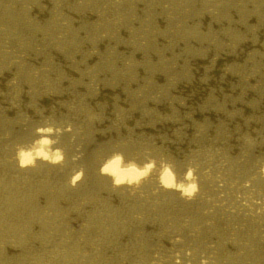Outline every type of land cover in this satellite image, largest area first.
Returning <instances> with one entry per match:
<instances>
[{
	"label": "rangeland",
	"instance_id": "1",
	"mask_svg": "<svg viewBox=\"0 0 264 264\" xmlns=\"http://www.w3.org/2000/svg\"><path fill=\"white\" fill-rule=\"evenodd\" d=\"M11 1V2H10ZM17 1V2H16ZM0 0V264H263L264 182L256 159L264 156V0ZM34 3H33V2ZM50 1V2H49ZM53 1V2H52ZM63 1V2H62ZM82 1V2H81ZM89 1V3H88ZM138 1V2H137ZM161 1V2H160ZM170 1V2H169ZM172 1V2H171ZM193 1V2H192ZM220 1V2H219ZM229 1V3H227ZM5 2V3H4ZM20 2V4H19ZM60 2V3H59ZM78 2V4H77ZM94 2V4H93ZM103 2L105 4H103ZM107 2V3H106ZM134 5H133V3ZM136 2V3H135ZM148 2V3H147ZM203 2V3H202ZM234 2V3H233ZM252 2V3H251ZM4 3V4H3ZM7 3V4H6ZM16 3V4H15ZM26 3V4H25ZM33 3V4H31ZM41 3V4H40ZM66 3V4H65ZM69 3V4H68ZM71 3V5H70ZM84 3V5L82 4ZM120 3V4H119ZM172 3V4H171ZM190 3V5H189ZM207 3V4H206ZM214 3V4H213ZM219 3V4H218ZM227 3V6H226ZM245 5H244V4ZM257 3V4H256ZM260 3L262 4L260 6ZM12 4V5H11ZM18 4V5H17ZM40 4V5H39ZM47 4V5H46ZM56 4V5H55ZM88 4V5H87ZM110 4V6H109ZM149 4V6H148ZM157 4V5H156ZM170 4V5H169ZM182 6H181V5ZM195 4V5H194ZM241 4V5H239ZM252 4V5H251ZM15 5V6H14ZM39 5V6H38ZM46 5V6H45ZM60 5V6H59ZM64 5V6H62ZM80 5V6H79ZM93 5V6H92ZM98 5V6H97ZM114 5V6H113ZM162 5V6H161ZM219 5V6H218ZM231 7L229 8V6ZM249 5V6H247ZM9 6V7H8ZM20 6V7H19ZM30 6V7H29ZM34 6V8L32 7ZM42 6V7H41ZM56 6V8H55ZM112 6V7H111ZM124 6V7H123ZM132 9H131V7ZM134 6V7H133ZM173 6V7H172ZM207 6V8L205 7ZM233 6V8H232ZM245 6V7H244ZM247 6V7H246ZM256 7V8H253ZM5 7V8H4ZM18 7V8H17ZM26 7V8H25ZM69 7V8H68ZM78 7V8H77ZM93 7V8H92ZM97 10H96V8ZM114 7V8H113ZM139 7V8H138ZM146 7V8H145ZM160 7V9H159ZM180 7V8H179ZM182 7H186L185 9ZM187 7H189L187 9ZM204 7V8H203ZM216 7V8H215ZM20 8V9H19ZM25 8V9H24ZM59 8V9H58ZM61 8V9H60ZM87 8V9H85ZM99 8V9H98ZM155 8V9H153ZM214 8V9H213ZM219 8V9H218ZM224 8V9H223ZM243 8V9H242ZM244 8L246 10H244ZM259 8V9H258ZM15 9V10H14ZM24 9V10H23ZM51 9V10H50ZM74 9V10H73ZM107 9V10H106ZM116 9V10H115ZM149 9V10H148ZM179 9V12H178ZM192 9V10H191ZM226 9V10H225ZM229 9V10H227ZM239 9V10H238ZM249 9V10H248ZM10 10V12H9ZM41 10V11H39ZM45 10V11H44ZM54 10V11H53ZM61 10V12H60ZM77 10V11H76ZM83 10V11H82ZM92 11L91 12L89 11ZM94 10V12H93ZM104 10V11H103ZM127 10V11H126ZM148 10V11H147ZM166 10V11H165ZM195 10V11H194ZM204 10V11H203ZM215 10V11H214ZM252 10V12H251ZM3 11V12H2ZM5 11V12H4ZM12 11V12H11ZM20 11V12H19ZM35 13H34V12ZM39 11V12H38ZM75 11V12H74ZM80 11V12H79ZM100 13H99V12ZM103 11V12H102ZM106 11V12H105ZM109 11V12H108ZM123 11V12H122ZM125 11V13H124ZM133 11V12H132ZM138 11V12H137ZM140 11V12H139ZM157 11V12H156ZM174 11V12H173ZM197 11V12H196ZM199 11V12H198ZM201 11V12H200ZM207 11V12H206ZM210 11V12H209ZM214 11V12H212ZM229 11V12H228ZM231 11V13H230ZM234 11V12H233ZM15 12V13H14ZM19 12V13H18ZM41 12V13H40ZM50 12V13H49ZM59 12V13H58ZM66 12V13H65ZM72 12V13H71ZM77 12V13H76ZM86 12V13H85ZM98 12V13H96ZM111 12V13H110ZM113 12V13H112ZM117 12V13H116ZM120 12V13H119ZM144 12V13H143ZM155 14H153V13ZM205 12V13H204ZM214 13V15L211 14ZM221 12V13H220ZM223 12H225L223 14ZM241 12H245L240 14ZM260 12V13H259ZM12 13V14H11ZM18 13V14H17ZM38 13V14H37ZM73 13L75 15L73 16ZM122 13V14H121ZM133 13V14H132ZM143 13V14H142ZM151 13V14H150ZM157 13V14H156ZM166 13V14H165ZM184 13L185 16H184ZM200 13V14H199ZM217 13V14H216ZM219 13V15H218ZM253 13V14H252ZM5 16H4V15ZM10 14V16H9ZM15 14V15H14ZM28 14V15H27ZM55 14V15H54ZM78 14V15H76ZM89 14V15H88ZM99 16V17H97ZM119 14V15H118ZM126 14V15H125ZM152 14L154 16H152ZM172 14V17L171 15ZM192 14V16H191ZM222 14V15H220ZM228 14V15H227ZM230 14V15H229ZM13 15V16H12ZM21 15V17H20ZM60 15V16H59ZM86 15V16H85ZM88 15V17H87ZM115 15V16H114ZM118 15V16H117ZM140 15V16H139ZM145 15V16H144ZM184 17H183V16ZM202 15V16H201ZM210 15V16H209ZM218 15V16H217ZM232 15V16H231ZM250 15V17H249ZM9 16V17H7ZM24 16V17H23ZM35 16V17H34ZM52 16V17H51ZM55 16V17H54ZM63 18H62V17ZM73 16V17H72ZM77 16V17H76ZM105 16V17H104ZM110 16V17H109ZM121 16V17H119ZM130 16V17H129ZM135 16V17H134ZM159 16V17H158ZM212 16V17H211ZM222 16V17H221ZM225 16V17H223ZM5 17V19H4ZM12 17V18H11ZM37 17V18H36ZM107 17V18H106ZM140 17V18H139ZM144 17V18H143ZM148 17V18H147ZM170 17V18H169ZM176 17V18H175ZM182 17V18H181ZM219 17V18H218ZM231 17V18H230ZM232 17L234 19H232ZM241 17V18H240ZM247 17V18H246ZM25 18V19H24ZM29 18V20H28ZM32 18V19H31ZM34 18V19H33ZM47 18V19H46ZM51 18V19H50ZM61 18V19H60ZM68 18V19H67ZM72 18V20H71ZM85 18V20H84ZM95 18V19H94ZM103 18V19H102ZM113 18V19H112ZM127 18V19H126ZM152 18V20H151ZM156 18V19H155ZM200 18V19H199ZM207 18V19H206ZM228 18V19H227ZM239 20H238V19ZM251 18V19H250ZM11 19V20H10ZM24 19V20H23ZM66 19V20H65ZM74 19V20H73ZM77 19V20H76ZM87 19V21H86ZM134 19V20H133ZM155 19V20H154ZM184 19V20H183ZM222 19V20H221ZM246 19V20H245ZM32 20V21H31ZM82 20L84 22H82ZM109 20V21H108ZM146 20V21H145ZM168 22H167V21ZM182 20V21H181ZM220 20V21H218ZM225 20H227L225 22ZM230 20H233L230 22ZM244 20V21H243ZM251 20V21H250ZM256 20V21H255ZM9 21V22H7ZM18 21V22H17ZM32 22V23H28ZM41 21V22H40ZM54 21V22H53ZM61 21V22H60ZM63 21V22H62ZM73 21V22H72ZM76 21V22H74ZM96 21V22H95ZM101 21V23H99ZM117 21V22H116ZM121 21V22H120ZM132 21V22H131ZM145 21V23H143ZM196 21V22H195ZM210 21V22H209ZM215 21V22H214ZM4 22V23H3ZM16 22V23H15ZM22 22V24H21ZM23 22H27L23 24ZM81 22V23H80ZM92 22V23H91ZM106 22V23H105ZM124 22V23H123ZM152 22V23H151ZM172 22V23H171ZM185 22V23H184ZM199 22V23H198ZM201 22V23H200ZM219 22V23H218ZM234 22V23H233ZM250 22V23H249ZM45 23V24H44ZM49 23V24H48ZM71 23H74L73 25ZM78 23V25H77ZM99 23V24H98ZM104 25H103V24ZM175 23V26H174ZM178 23V25H177ZM208 23V24H207ZM212 23V24H211ZM242 23V24H241ZM256 23V24H255ZM16 24V25H15ZM30 24V25H29ZM49 27H48V25ZM51 24L53 26H51ZM66 24V25H65ZM95 24V25H94ZM97 24L99 26H97ZM101 24V25H100ZM108 24V25H107ZM114 24V25H113ZM131 24V25H130ZM134 24V25H133ZM141 24V26H140ZM144 26H143V25ZM156 24V25H155ZM166 26L164 27V25ZM168 24V25H167ZM194 24V25H193ZM207 24V25H206ZM223 24V25H222ZM244 24V25H243ZM251 26H250V25ZM264 24V23H263ZM5 25V26H4ZM9 25V26H8ZM15 25V26H14ZM28 25V26H26ZM36 25V26H35ZM45 25V26H44ZM90 25V26H89ZM107 25V26H106ZM117 25V26H116ZM120 27V30L118 28ZM124 25V27H122ZM160 25V26H159ZM170 25V26H169ZM190 25V26H189ZM197 25V26H196ZM233 25V26H232ZM239 25V27L237 26ZM242 25V27H241ZM260 25V26H259ZM7 26V27H6ZM41 26V27H40ZM47 26V27H46ZM62 26V27H61ZM70 26V27H68ZM104 26V27H103ZM113 26V27H111ZM135 26V27H134ZM154 26V27H153ZM169 26V27H168ZM178 26V27H177ZM184 26V27H183ZM201 26V27H200ZM219 26V27H218ZM3 27V28H2ZM16 28V30L14 29ZM36 27V28H35ZM67 29H66V28ZM84 27V28H83ZM87 29H86V28ZM99 27V28H97ZM160 27V28H159ZM164 27V28H163ZM173 29H172V28ZM177 27V28H176ZM196 27V28H194ZM208 27V29H206ZM211 27V28H209ZM2 28V29H1ZM22 28V29H21ZM51 28V29H49ZM53 28V29H52ZM77 28V29H76ZM79 28V29H78ZM84 31H83V29ZM118 28V29H117ZM146 28V29H145ZM152 28V29H151ZM192 28V29H191ZM239 28V29H238ZM252 28V29H251ZM20 29V30H19ZM35 29V30H34ZM44 29V30H43ZM55 29V30H54ZM64 29V31H63ZM124 29V30H123ZM131 31H130V30ZM155 31L153 32V30ZM161 29V30H160ZM163 29V30H162ZM227 29V30H226ZM232 29V30H231ZM248 29V30H247ZM3 30V31H2ZM40 31V33L37 32ZM49 30V32H48ZM60 35H57L59 32ZM93 30V31H92ZM100 30V31H99ZM116 30V31H115ZM119 30V31H118ZM151 30V32H150ZM172 30V31H171ZM181 30V31H180ZM202 30V31H201ZM254 30V31H253ZM260 30V31H259ZM22 35H21V33ZM23 31V32H22ZM55 31V32H54ZM73 31V32H71ZM76 31V32H75ZM79 31V33L77 32ZM89 31V32H88ZM96 31V32H95ZM125 31V32H124ZM139 31V32H138ZM165 31V32H164ZM183 31V33H182ZM200 31V32H199ZM205 31V32H204ZM208 31V32H207ZM237 31V32H236ZM240 31V32H239ZM259 31V32H258ZM6 32V33H4ZM16 32V33H15ZM19 32V33H17ZM27 32V33H26ZM63 32V33H62ZM68 32V35H67ZM87 32V33H86ZM101 32V34H100ZM105 32L107 34H105ZM111 32V33H110ZM122 32V33H121ZM131 32V33H130ZM145 32V33H144ZM147 32V33H146ZM168 32V33H167ZM170 32V33H169ZM187 32V33H186ZM203 32V33H202ZM215 32V33H214ZM222 32V33H221ZM226 32V33H225ZM232 32V33H231ZM234 32V33H233ZM247 32V33H246ZM2 33V34H1ZM12 33V34H11ZM34 33V34H32ZM38 33V34H37ZM45 33V34H44ZM76 33V34H75ZM118 33V35L116 34ZM129 33V34H128ZM140 33V34H138ZM155 35H154V34ZM177 33V34H176ZM182 33V34H181ZM195 33V34H192ZM197 33V34H196ZM210 33V34H209ZM221 33V35H220ZM255 33V34H254ZM259 33V34H258ZM13 34H15L13 36ZM31 34V35H30ZM65 34V36H64ZM72 34V35H71ZM75 34V37H74ZM86 34V35H85ZM92 34V35H91ZM120 34V35H119ZM136 34V35H135ZM145 34V35H144ZM152 34V35H149ZM188 34V35H187ZM232 34V35H231ZM249 34V35H248ZM8 35V37H7ZM39 37H37V36ZM43 35V36H41ZM49 35V36H48ZM56 35V37H55ZM70 35V36H69ZM93 35H95L93 37ZM98 35V39L97 36ZM102 37H101V36ZM130 35V37H129ZM139 35V36H138ZM144 35V36H143ZM254 35V38H253ZM16 36V37H15ZM33 36V37H32ZM36 36V37H35ZM41 36V37H40ZM68 36V37H67ZM101 38H100V37ZM108 36V37H105ZM118 36V37H117ZM122 38H121V37ZM126 36V37H124ZM158 36V37H157ZM164 36V37H163ZM180 36V37H179ZM194 36V37H193ZM207 36V37H206ZM217 36V37H216ZM225 36V37H224ZM234 36V38H233ZM12 37V39H11ZM44 37V38H43ZM65 40H63L64 38ZM112 37V38H111ZM116 37V39L114 38ZM124 37V38H123ZM129 37V38H128ZM137 37V38H136ZM147 37V38H145ZM156 37V38H155ZM161 37V38H160ZM178 37V38H177ZM182 37V38H181ZM190 39H189V38ZM201 37V38H200ZM242 37V38H241ZM258 37V39H257ZM20 38V39H19ZM51 38H53L51 40ZM59 38H62L61 40ZM91 38V39H90ZM107 38V41L104 40ZM119 40H118V39ZM140 38V39H139ZM150 38V39H149ZM152 38V39H151ZM168 38V39H167ZM199 38V39H198ZM253 38V39H252ZM15 39V40H14ZM38 39V40H37ZM47 39V40H46ZM71 44H69L70 42ZM111 39V41H110ZM125 39V40H124ZM127 39V41H126ZM135 39V40H134ZM188 39V40H187ZM206 39V40H205ZM208 39V40H207ZM224 39V42H223ZM231 39V40H230ZM236 39V40H235ZM245 39V40H244ZM250 39V40H249ZM7 40V41H6ZM11 40V41H10ZM72 40V41H71ZM84 40V41H83ZM89 40V41H87ZM114 40V41H112ZM123 40V41H122ZM144 42H143V41ZM155 40V41H154ZM169 40V41H168ZM221 40V41H220ZM263 40V41H262ZM16 44H15V42ZM30 41V43H29ZM33 41V42H32ZM36 41V42H35ZM47 41V43H46ZM62 41V42H59ZM65 41V42H64ZM75 41V42H74ZM77 41V42H76ZM101 41H103L101 43ZM109 41V42H108ZM118 41L121 43H118ZM158 41V42H157ZM164 41V42H163ZM195 41V42H193ZM228 41V42H227ZM260 41V42H259ZM2 42V43H1ZM7 42V43H5ZM12 42V44L10 43ZM42 45H39L41 43ZM82 42V43H81ZM88 42V43H87ZM110 44H107V43ZM111 42H113L111 44ZM116 45H115V43ZM130 42V43H129ZM135 44H133V43ZM137 42V43H136ZM141 42V43H140ZM5 43V44H4ZM20 43V44H19ZM30 46H29V44ZM38 43V44H37ZM46 43V44H45ZM58 43V44H57ZM64 43V45H63ZM68 43V44H67ZM78 45H77V44ZM86 43V44H84ZM127 43V44H126ZM162 43V44H161ZM196 43V44H195ZM208 43V44H207ZM244 43V44H243ZM253 43V44H252ZM261 43V44H260ZM7 44V45H6ZM11 44V46H10ZM33 44V45H32ZM45 44V45H44ZM55 44V45H54ZM60 44V45H59ZM77 47H76V45ZM88 44V45H87ZM92 44V45H91ZM94 44V45H93ZM99 44V45H98ZM118 44L120 46H118ZM126 44V45H124ZM141 44V45H139ZM152 44V45H151ZM168 44V45H167ZM193 44V45H192ZM215 44V45H213ZM242 44V45H241ZM246 44V45H245ZM258 44V45H256ZM17 45V46H16ZM21 45L27 50H18ZM25 45V46H24ZM28 45V46H27ZM58 45V46H56ZM62 45V46H61ZM75 45V46H74ZM90 45V46H89ZM110 45V46H108ZM112 45V46H111ZM155 45L157 47H155ZM197 45V46H196ZM228 45V46H227ZM252 45V46H251ZM263 45V46H262ZM42 46V47H41ZM50 46V47H49ZM59 46H61L59 48ZM64 46V47H63ZM67 46V47H66ZM69 46V47H68ZM85 46V47H83ZM102 46L104 48H102ZM124 46V47H123ZM137 48H135V47ZM145 46V47H144ZM246 46V47H244ZM8 47V48H7ZM9 47L11 51L9 50ZM33 47V48H32ZM37 47V48H36ZM40 47V50L38 51ZM46 49H45V48ZM55 47V49H54ZM83 47V48H81ZM88 47V48H87ZM100 47V48H99ZM130 47V48H129ZM132 47V48H131ZM150 47V48H149ZM155 47V48H153ZM172 47V48H171ZM201 49H198V48ZM220 47V48H219ZM231 47V48H230ZM239 47V48H238ZM254 47V49H253ZM257 47V50H256ZM30 48V49H29ZM44 48V49H43ZM50 48V49H49ZM53 50H52V49ZM63 48V49H62ZM108 48V49H107ZM110 48V50H109ZM118 48V49H117ZM123 48L125 50H123ZM135 48V51H133ZM140 48V49H139ZM182 48V49H181ZM191 48V49H190ZM225 48V49H224ZM234 48V49H233ZM238 48V49H237ZM247 48V50H246ZM261 48V49H260ZM34 49V50H33ZM48 49V50H47ZM57 49V50H56ZM60 51H59V50ZM65 49V54L63 50ZM72 49V50H71ZM82 51H81V50ZM87 52L85 53L86 50ZM115 49V50H114ZM211 49V50H210ZM220 49V51H219ZM232 49V50H231ZM263 49V50H262ZM13 50V51H12ZM36 50V51H35ZM44 50V51H43ZM53 52H52V51ZM67 50V52H66ZM95 50H97L95 52ZM118 52H117V51ZM120 50V51H119ZM127 50V51H126ZM131 50V51H130ZM151 50V51H150ZM153 50V51H152ZM160 50V51H159ZM170 50V51H169ZM173 50V51H172ZM6 51V52H5ZM8 51V52H7ZM38 51V52H37ZM40 51L41 55L40 54ZM48 51V52H47ZM125 51V52H124ZM149 51V52H148ZM165 51V52H163ZM194 51V52H193ZM208 51V52H207ZM236 51V52H235ZM241 51V52H240ZM247 51V52H246ZM253 51V52H252ZM257 51V52H256ZM25 52L27 54H25ZM34 52V54L32 53ZM45 52V54H44ZM61 52V53H60ZM81 55L79 56V54ZM81 52V53H80ZM102 52V53H99ZM107 52V53H106ZM113 54H112V53ZM127 52V53H126ZM134 52L132 55L131 53ZM136 52V53H135ZM139 52V55L137 54ZM153 52V53H152ZM158 52V53H157ZM163 52V53H161ZM177 52V53H175ZM198 52V53H197ZM219 54H218V53ZM239 52V53H238ZM14 53V54H13ZM33 54V57L31 54ZM49 53V54H48ZM71 53V55H70ZM88 53V54H87ZM104 53V54H103ZM106 53V54H105ZM117 53V54H115ZM126 53V54H124ZM130 53V54H129ZM148 53V54H147ZM171 53V54H170ZM203 53V54H201ZM212 53V54H211ZM215 53V54H214ZM248 53V54H247ZM250 53V54H249ZM6 54V55H5ZM10 54V55H9ZM37 54V55H36ZM56 54V57H54ZM58 54V55H57ZM63 60L61 59V55ZM69 54V55H68ZM93 54V55H92ZM103 54V55H102ZM128 54V55H127ZM135 54V55H134ZM154 54V55H152ZM163 54V55H162ZM179 54V55H178ZM188 54V55H187ZM235 54V55H234ZM14 55V57L12 56ZM26 63L7 65L20 56ZM29 55V56H28ZM40 57H37V56ZM54 55V56H53ZM60 55V57H59ZM89 55H92L89 57ZM97 55L98 57H96ZM100 55V56H99ZM107 55V56H105ZM116 55V56H115ZM124 55V56H121ZM134 55V56H133ZM157 55V56H156ZM225 55V56H224ZM242 55V56H241ZM251 55V56H249ZM261 55V56H260ZM42 56H44L43 59ZM50 56V57H49ZM66 56V57H65ZM69 56V57H67ZM79 58V59H75ZM79 56V57H78ZM118 56V57H117ZM129 56V59H127ZM175 56V57H174ZM234 56V57H233ZM239 56V57H237ZM245 56V57H244ZM254 56V59H253ZM9 57V58H8ZM28 57V58H27ZM32 57V58H31ZM37 57V59H35ZM71 57V58H70ZM88 57V58H87ZM105 57L104 59H101ZM109 57V58H108ZM140 59H139V58ZM242 57V59H241ZM256 57V58H255ZM258 57V58H257ZM6 58H8L6 60ZM54 60L52 62V60ZM55 58V59H54ZM58 58V59H57ZM86 58V59H84ZM95 58V59H94ZM122 58V61H121ZM135 58V59H134ZM150 58V59H149ZM155 58V59H154ZM178 58V59H177ZM200 58V59H199ZM204 58V59H203ZM235 58V59H234ZM240 58V59H239ZM249 58V59H248ZM43 59V60H42ZM50 59V60H49ZM77 61H75V60ZM92 59V60H91ZM95 61H94V60ZM115 59V60H114ZM117 59V60H116ZM124 59V60H123ZM126 59V60H125ZM132 59V60H131ZM148 61H147V60ZM197 59V60H195ZM218 59V60H217ZM4 60V61H3ZM47 60L48 63H47ZM60 60V61H59ZM84 60V61H83ZM98 60V61H97ZM108 60V61H107ZM113 60V61H112ZM136 62H135V61ZM143 60V63H142ZM174 60V65H173ZM193 60V61H192ZM215 60V61H214ZM228 60V61H227ZM236 60V61H235ZM253 60V61H252ZM260 60V61H259ZM6 61V62H5ZM45 61V62H44ZM68 61L71 63H68ZM74 61V62H73ZM86 61V62H85ZM91 61V62H88ZM100 61V62H99ZM106 61V63H105ZM118 61V62H117ZM132 61V62H130ZM150 61V62H149ZM189 61V62H188ZM213 61V63L211 62ZM232 61V63H231ZM256 61V63L254 62ZM3 62V63H2ZM31 64H30V63ZM36 64H35V63ZM38 62V63H37ZM40 62V63H39ZM44 62V63H43ZM58 62V63H57ZM84 62V63H82ZM106 64H104V63ZM124 62V64H123ZM126 62H129L126 63ZM135 62V63H134ZM198 62V63H197ZM200 62V63H199ZM34 65H33V64ZM46 63V64H45ZM54 63V64H52ZM61 63V64H60ZM68 63V64H67ZM101 64L100 67L98 64ZM109 63V65L107 64ZM122 63V64H121ZM126 63V64H125ZM160 63V64H159ZM191 63V64H190ZM19 64V65H18ZM56 64V65H55ZM89 64V65H88ZM97 64V65H96ZM103 64V66H102ZM156 64V65H155ZM164 64V65H163ZM168 64V65H167ZM185 64V65H184ZM197 64V65H196ZM202 64V65H201ZM207 64V65H206ZM213 64V65H212ZM215 64V65H214ZM244 64V65H243ZM31 66L30 67H28ZM40 65V66H39ZM44 65V66H43ZM50 65V66H49ZM52 65V66H51ZM67 69H66V67ZM73 65V66H72ZM113 65V66H112ZM128 65V66H127ZM135 65V66H134ZM154 65V66H152ZM163 65V66H162ZM171 65V67H170ZM186 65L188 67H186ZM224 65V66H223ZM228 65V66H227ZM247 65V66H246ZM21 66V67H19ZM27 69H26V67ZM47 66V67H45ZM49 66V67H48ZM71 66V67H70ZM87 66V67H86ZM95 66V67H94ZM105 68H102V67ZM106 66V67H105ZM131 66V67H129ZM140 66V67H139ZM193 66V67H192ZM210 66V67H209ZM245 66V67H244ZM261 66V67H260ZM40 69H38V68ZM42 67L44 69H42ZM51 67V68H50ZM69 67V68H68ZM76 67V68H75ZM79 67V68H78ZM123 67V68H122ZM162 67V68H161ZM183 67V68H182ZM206 67V68H205ZM232 67V68H231ZM236 67V68H235ZM258 67V68H257ZM4 68V69H3ZM9 70H8V69ZM11 68V69H10ZM16 68V69H15ZM23 68V69H21ZM25 68V70H24ZM30 68V70L28 69ZM55 68V70L53 69ZM72 68V69H71ZM78 68V69H77ZM95 68L97 70H95ZM116 68V69H115ZM132 68V69H131ZM137 68V70H136ZM154 68V69H152ZM176 68V69H175ZM195 68V69H194ZM211 68V69H210ZM217 68V69H216ZM222 68V69H221ZM228 68V69H227ZM235 68V69H233ZM243 68V69H242ZM251 68V69H250ZM6 69V70H5ZM18 69V70H17ZM35 69V71H34ZM38 69V71H37ZM57 69V70H56ZM63 69V70H62ZM66 72L63 74V72ZM122 69H124L122 71ZM126 69V70H125ZM148 69V70H147ZM168 69V70H167ZM171 69V70H170ZM179 69V71H178ZM181 69V70H180ZM188 69V70H187ZM27 70V72H26ZM48 70V71H47ZM59 70V72H57ZM87 70V72H86ZM102 70V71H100ZM129 70V71H128ZM140 70V71H139ZM145 70V71H144ZM174 72H173V71ZM177 70V71H176ZM228 70V71H227ZM230 70V71H229ZM234 70V71H233ZM250 70V71H249ZM6 71V72H5ZM9 71V72H8ZM16 71V72H15ZM24 71V72H23ZM52 71V72H51ZM54 71V72H53ZM69 71V72H68ZM99 71V73H98ZM132 71V72H131ZM176 71V72H175ZM252 71V72H251ZM257 71V72H256ZM3 72L5 74H3ZM20 72V73H19ZM37 72V73H36ZM47 74H46V73ZM51 72V73H50ZM62 72V73H61ZM89 72V73H88ZM102 72V73H101ZM149 72V74H148ZM152 72V73H151ZM181 72V73H180ZM189 72V73H188ZM200 72V73H199ZM207 72V73H206ZM242 72V73H240ZM261 72V73H260ZM44 73V74H42ZM67 73V74H66ZM86 75H85V74ZM96 73V74H95ZM110 73V74H109ZM135 75H133V74ZM161 73V74H160ZM185 73V74H184ZM225 73V74H224ZM239 73V74H238ZM8 74V75H7ZM20 74V75H19ZM30 74V75H28ZM51 74V75H50ZM59 74V75H58ZM79 74V75H78ZM85 77H84V75ZM90 76H89V75ZM100 74V75H99ZM115 74V76H114ZM147 74V75H146ZM206 74V75H205ZM263 74V75H262ZM23 75V77H22ZM34 75V76H32ZM43 75V76H42ZM62 75V76H60ZM67 75V76H66ZM76 75V76H75ZM125 75V76H123ZM133 75V76H132ZM142 75V76H141ZM158 75V76H156ZM173 75H176L174 77ZM214 75V76H213ZM222 77H219L221 76ZM248 75V76H247ZM9 76V77H8ZM21 76V77H20ZM36 76V77H35ZM59 76V77H58ZM75 76V78H74ZM82 76V77H80ZM111 76V78H110ZM118 76V77H117ZM127 76V77H126ZM135 76V77H134ZM151 76V77H150ZM186 76V77H185ZM204 76V77H202ZM230 76V78H229ZM255 76V77H254ZM25 77V78H24ZM31 77V78H30ZM34 77V78H33ZM56 77V78H54ZM68 77V78H67ZM87 77V78H86ZM93 77V79H92ZM122 77V78H121ZM130 77V78H129ZM153 77V78H152ZM166 77V78H165ZM232 77H235L232 79ZM246 77V79H245ZM11 78L13 80H11ZM33 78V79H32ZM47 78V79H46ZM49 78V79H48ZM53 78V79H52ZM61 78V79H60ZM66 80H63V79ZM78 78V79H77ZM108 78V79H107ZM117 78V79H115ZM125 78V79H124ZM129 78V79H126ZM139 78V79H138ZM142 78V79H141ZM148 80V87L143 82ZM152 78V79H151ZM224 78V79H223ZM228 80H227V79ZM263 78V79H262ZM10 79V80H9ZM17 79V80H16ZM37 79V81L35 80ZM46 79V80H45ZM55 79V80H54ZM69 79V80H68ZM74 79V80H72ZM80 79V81H79ZM83 79H85L83 81ZM110 79L112 82H110ZM114 79V80H113ZM138 79V80H137ZM159 79V80H158ZM203 79V81H202ZM211 79V80H210ZM219 79V80H218ZM30 80V81H29ZM34 80V81H33ZM39 80V81H38ZM43 80V81H42ZM48 82L46 83V81ZM58 80V81H57ZM63 80V81H62ZM93 80V81H92ZM102 80V81H101ZM124 80V81H122ZM129 80V81H128ZM154 80V81H153ZM162 80V81H161ZM192 80V81H191ZM209 80V81H208ZM230 80V81H229ZM243 80V82H242ZM13 83H12V82ZM33 81V82H32ZM43 85H42V83ZM50 81V82H49ZM62 81V82H61ZM72 81V82H71ZM136 83H135V82ZM200 81V82H199ZM221 81V82H220ZM226 81V82H225ZM232 81V82H231ZM240 81V82H238ZM8 82V83H7ZM18 82V83H17ZM29 82V83H28ZM58 82V83H57ZM76 82V83H75ZM83 84H82V83ZM91 82V83H90ZM100 82V83H98ZM121 82V83H119ZM133 82V83H132ZM169 82V83H168ZM191 82V83H190ZM231 82V83H230ZM247 82V83H246ZM254 82V83H253ZM256 82V83H255ZM261 82V83H260ZM17 83V84H16ZM46 83V84H45ZM51 83V84H50ZM65 83V84H64ZM78 83L81 85L79 86ZM104 83V84H101ZM129 83V84H128ZM173 83V84H172ZM180 83V85H179ZM193 83V84H192ZM195 83V84H194ZM214 83V84H213ZM226 83V84H224ZM234 83V84H233ZM243 83V84H242ZM246 83V85H245ZM14 84V85H12ZM16 84V85H15ZM21 84V85H20ZM24 86H23V85ZM32 84V85H31ZM35 84V86H34ZM41 84V85H40ZM49 84V86H47ZM67 85V86H61ZM121 84V85H120ZM134 84V87H133ZM141 84V85H140ZM166 84L168 86H166ZM190 84V85H189ZM224 84V85H223ZM229 84V85H228ZM232 84V86H231ZM238 84V85H237ZM249 84V85H248ZM252 84V85H251ZM12 85V87L10 86ZM40 85V86H39ZM45 85V86H44ZM61 87L60 89L58 86ZM92 85V86H91ZM98 85V86H96ZM124 85V86H123ZM156 85V86H155ZM187 85V86H186ZM219 85V86H218ZM222 85V86H221ZM8 86L10 88H8ZM21 86V87H20ZM30 86V87H29ZM91 86V87H90ZM102 88H100V87ZM103 86V87H102ZM118 86V87H115ZM130 86V87H129ZM144 86V87H143ZM180 86V87H179ZM212 86V87H211ZM63 87V88H62ZM71 87V88H69ZM83 87V88H82ZM107 87V88H106ZM124 87V88H123ZM127 87V88H126ZM150 87V88H149ZM197 87V88H196ZM200 87V88H199ZM66 90H65V89ZM81 88V89H80ZM96 88V89H95ZM98 88V89H97ZM105 88V89H104ZM134 88V89H133ZM203 88V89H202ZM206 88V89H205ZM247 88V89H246ZM256 88V89H255ZM13 89V90H11ZM20 89V91H19ZM29 89V90H28ZM32 89V92H30ZM34 89V90H33ZM38 89V92L36 90ZM41 89V90H39ZM45 89V90H44ZM63 89V90H62ZM72 89V90H71ZM93 89V90H92ZM95 89V90H94ZM116 89V90H115ZM121 89V90H120ZM126 89V90H125ZM146 89V90H145ZM161 89V90H160ZM192 89V90H191ZM198 89V90H197ZM213 89V90H212ZM220 89V90H219ZM5 90V91H4ZM9 90V91H8ZM51 90V92L49 91ZM69 93H68V91ZM80 90V91H78ZM84 90V91H83ZM99 90V91H98ZM106 90V91H105ZM120 90V91H119ZM135 90V91H134ZM176 90V91H175ZM187 90V91H186ZM209 90V91H208ZM216 90V91H214ZM237 90V91H236ZM251 90V92H250ZM8 91L7 93H5ZM24 91V93H23ZM42 91V92H41ZM44 91V92H43ZM56 91V93H55ZM71 91L73 93H71ZM78 91V92H77ZM93 93H92V92ZM139 91V92H138ZM167 91V92H166ZM191 91V92H190ZM220 91V92H219ZM242 91V92H241ZM3 92V93H2ZM15 92V93H14ZM36 92V93H35ZM59 92V93H58ZM62 92V94H60ZM75 92V93H74ZM193 92V94H192ZM218 94H217V93ZM10 95H9V94ZM12 93V94H11ZM27 93V94H25ZM31 95H29V94ZM40 93V94H39ZM49 93V94H47ZM52 93V94H51ZM56 96H55V94ZM79 93V94H78ZM111 93V94H110ZM151 93V94H150ZM245 93V95H244ZM3 96H2V95ZM15 94V95H14ZM33 94V95H32ZM35 94V95H34ZM45 95L46 97L42 96ZM51 94V96H50ZM59 94V95H58ZM67 94V95H66ZM75 94V95H74ZM89 94V95H88ZM117 94V95H116ZM124 94V95H123ZM153 94V95H152ZM176 96H175V95ZM189 94V95H188ZM209 94V95H208ZM231 94V96H230ZM14 95V96H12ZM24 95V96H23ZM26 95V96H25ZM63 97H60V96ZM73 95V98H72ZM95 97H94V96ZM103 95V96H102ZM128 95V96H127ZM156 95V96H155ZM183 95V96H182ZM216 95V96H215ZM243 95V96H242ZM7 96V97H6ZM11 96V97H9ZM16 96V97H15ZM38 96V97H37ZM50 96V97H49ZM55 96V97H54ZM60 98H58V97ZM86 98H85V97ZM100 96V97H97ZM106 96V97H105ZM108 96V98H107ZM128 98H127V97ZM134 99L132 100L131 98ZM139 96V97H138ZM188 96V97H187ZM190 96V97H189ZM193 96V97H192ZM199 96V98H198ZM247 96V97H246ZM5 97V99H4ZM15 97V98H14ZM25 97V98H24ZM27 97V98H26ZM37 97V98H36ZM57 97V98H56ZM118 97V98H117ZM122 100H120L121 98ZM192 97V98H191ZM207 97V98H206ZM214 97V99H213ZM220 97V98H219ZM263 97V98H262ZM12 100H11V99ZM34 100H33V99ZM103 98V99H102ZM106 100H105V99ZM115 98V99H114ZM130 98V99H129ZM170 98V99H169ZM188 98V99H187ZM191 98V99H190ZM196 98V99H195ZM237 101H235L234 99ZM239 100H238V99ZM243 98V99H242ZM4 102H3V100ZM20 100V102L18 101ZM24 99V100H21ZM39 101H37V100ZM57 99V100H55ZM67 99V100H66ZM74 99V100H72ZM81 99V100H80ZM84 99V100H83ZM86 99V100H85ZM96 99V100H95ZM204 99V100H203ZM230 99V100H229ZM48 100V101H47ZM55 100V102L50 101ZM63 100V101H62ZM191 100V101H190ZM201 100V101H200ZM206 100V101H205ZM212 100V101H211ZM215 100L217 102H215ZM221 100V101H220ZM222 107H216L218 101ZM260 100V101H259ZM262 100V101H261ZM12 101H15L12 103ZM34 101V102H33ZM37 101V102H35ZM45 101V102H44ZM58 101V102H57ZM74 101V102H73ZM79 101V102H78ZM86 101V102H85ZM95 101V102H94ZM106 101V102H105ZM123 101V102H122ZM203 101V102H202ZM250 101V102H249ZM3 102V104H2ZM68 102V103H67ZM78 102V103H77ZM88 102V103H87ZM131 102V103H130ZM139 102V103H138ZM154 102V103H153ZM195 104H194V103ZM243 102V103H242ZM247 102V103H246ZM258 104H257V103ZM261 102V103H260ZM17 103V104H16ZM22 103V104H21ZM51 103V104H50ZM61 103V104H60ZM85 103V104H84ZM91 103V105H90ZM104 103V104H103ZM108 103V106L106 105ZM120 103V104H119ZM129 103V105H128ZM169 103V104H168ZM179 103H182L179 105ZM209 103V105H208ZM239 103V104H238ZM54 104V105H53ZM58 104V105H57ZM115 104V105H114ZM118 104V105H117ZM136 104V105H135ZM139 104V105H138ZM157 104V105H156ZM185 104V105H184ZM200 104V105H199ZM256 104V105H255ZM31 105H34L31 107ZM67 105V106H66ZM81 105V106H80ZM83 105V106H82ZM101 105V106H100ZM126 105V106H125ZM145 105V106H144ZM191 105V106H190ZM231 105V106H230ZM234 105V106H233ZM4 106V107H3ZM13 106V107H12ZM18 106V107H17ZM40 106V107H39ZM43 106V107H42ZM46 106V107H45ZM54 106V108H53ZM65 106V107H64ZM69 106V108H67ZM76 106V107H75ZM248 106L250 112H248ZM10 107V108H9ZM37 109H36V108ZM39 107V109H38ZM48 107V108H47ZM51 109H50V108ZM121 107V108H120ZM131 107V108H130ZM149 107V108H148ZM155 107V108H154ZM187 107V108H185ZM197 109H196V108ZM201 107V108H200ZM205 107V108H204ZM231 107V108H230ZM255 109H254V108ZM2 108V109H1ZM8 108V109H7ZM17 108V109H16ZM30 108V109H29ZM33 108V109H32ZM47 108V109H46ZM60 108V109H59ZM64 108V109H63ZM79 108V109H78ZM115 108V109H113ZM135 108V109H132ZM167 108V109H166ZM29 109V110H28ZM35 109V110H34ZM43 111H42V110ZM50 109V110H49ZM67 109H70L67 110ZM72 109V110H71ZM78 109V110H77ZM89 109V110H88ZM109 111H108V110ZM120 109V110H119ZM127 109V111L125 110ZM131 109V110H130ZM141 109V110H140ZM200 109V110H199ZM210 109V110H209ZM258 109V110H257ZM21 110V111H19ZM28 110V111H27ZM34 110V111H33ZM37 110V111H36ZM42 112H41V111ZM60 110V112H57ZM84 110V111H83ZM88 110V111H87ZM99 112H98V111ZM144 110V111H143ZM221 110V111H220ZM254 110V111H253ZM260 110V111H259ZM16 111V112H15ZM25 111V112H24ZM32 111V112H31ZM40 111V112H39ZM74 111V112H73ZM93 111V112H92ZM107 111V112H106ZM114 111V112H113ZM132 111V112H131ZM143 111V112H142ZM146 111V112H145ZM216 111V112H215ZM2 112V113H1ZM38 112V114H37ZM73 112V113H71ZM88 112V113H87ZM95 112V113H94ZM112 114H111V113ZM119 112V113H118ZM139 112V113H138ZM150 112V114H149ZM178 112V113H177ZM192 112V113H191ZM211 112V113H210ZM233 112V113H232ZM36 113V114H35ZM40 113V114H39ZM65 113L66 116H65ZM109 113V114H108ZM124 113V114H123ZM149 115H148V114ZM154 113V114H153ZM165 113V114H164ZM177 113V114H176ZM210 113V114H209ZM215 113V115H214ZM2 114V116H1ZM12 114V115H11ZM24 114V115H23ZM45 114V115H44ZM77 114V115H76ZM114 114V115H113ZM118 114V115H117ZM141 114V116H140ZM179 114V115H178ZM213 120L204 125V115ZM219 114V115H218ZM236 114V115H235ZM244 114V116H243ZM253 114H255L253 116ZM5 115V116H4ZM9 115V116H8ZM32 115V116H31ZM37 115V117H36ZM41 115V116H40ZM56 115V116H55ZM59 115V116H58ZM68 115V116H67ZM84 115V117H82ZM97 115V116H96ZM104 115V116H103ZM116 115V116H115ZM123 115V116H122ZM128 115V116H126ZM166 115V116H165ZM190 115V116H189ZM214 115V116H213ZM242 116L240 119L238 116ZM250 116V118L248 117ZM15 116V117H14ZM25 116V117H24ZM27 116V117H26ZM54 118L52 119L51 117ZM72 116V117H71ZM108 116V117H107ZM184 116V117H182ZM219 116V117H218ZM230 116V117H229ZM246 116V117H245ZM11 117V118H10ZM49 120H48V118ZM58 117V118H57ZM66 117V118H65ZM79 117V118H77ZM81 117V118H80ZM91 117V118H90ZM96 117V118H95ZM113 117V118H112ZM142 119H141V118ZM187 117V118H186ZM200 117V118H199ZM217 117V118H216ZM234 117V118H233ZM254 117V118H253ZM9 118V119H7ZM29 120H28V119ZM36 118V119H35ZM60 118V119H59ZM66 120H65V119ZM85 118V120H84ZM100 118V120H99ZM103 118V119H101ZM108 118V119H107ZM192 118V119H191ZM198 118V119H197ZM219 118V119H218ZM227 118V119H226ZM262 118V119H261ZM7 119V120H6ZM25 119V120H24ZM44 122H43V120ZM62 119V120H61ZM77 119V120H76ZM81 119V120H80ZM83 119V120H82ZM94 119V120H93ZM105 119V120H104ZM113 119V120H112ZM116 119V120H114ZM122 119V121H121ZM137 119V120H136ZM151 119V120H150ZM174 119V120H173ZM255 119V120H254ZM17 120V121H16ZM19 120V121H18ZM40 121V123L36 121ZM48 120V121H47ZM111 120V122H110ZM248 120V121H247ZM10 121V122H9ZM47 121V122H46ZM73 121V122H72ZM81 121L82 123H79ZM99 121L101 122L100 125ZM105 121V122H104ZM108 121V122H107ZM121 121V122H120ZM132 123H131V122ZM137 121V122H136ZM149 121V122H148ZM152 121V122H151ZM155 121V122H154ZM173 121V122H172ZM186 121V122H185ZM247 121V122H246ZM253 121V122H252ZM6 122V123H5ZM20 122V123H19ZM46 122V123H45ZM88 122V123H87ZM95 122V123H94ZM103 122V123H102ZM110 122V123H109ZM140 122V123H139ZM169 122V123H168ZM201 122V123H200ZM214 122H221L215 125ZM241 122V123H240ZM15 123V124H13ZM33 123V124H31ZM44 123V124H43ZM108 125H107V124ZM113 125H112V124ZM127 123V124H126ZM129 123V124H128ZM148 123V124H147ZM159 123V124H158ZM182 123V124H181ZM196 123V124H195ZM229 123V124H228ZM238 123V124H237ZM246 125L249 138H231ZM255 123V124H254ZM3 124V125H2ZM21 124V125H20ZM26 124V125H25ZM64 124V126L62 125ZM67 124V125H66ZM81 124V125H80ZM91 124V125H90ZM94 124V125H93ZM97 124V125H95ZM117 124V126H116ZM120 124V125H119ZM132 124V125H131ZM151 124V125H150ZM153 124V125H152ZM203 124V126H202ZM235 124V125H234ZM48 125V126H46ZM89 125V126H88ZM105 125V126H104ZM110 125V127H109ZM133 127H130V126ZM135 125V127H134ZM146 125V126H145ZM169 125V126H168ZM3 126V127H2ZM30 126V127H29ZM36 126V127H35ZM60 132L68 156H77L75 171H24L14 158L39 127ZM56 126V127H55ZM97 126V127H95ZM102 126V127H101ZM103 126L105 128H103ZM112 126V127H111ZM138 126V127H137ZM177 126V128H176ZM182 126V128H181ZM188 126V127H187ZM196 126V127H195ZM208 126V127H207ZM213 126V127H212ZM251 126V127H250ZM254 126V128H253ZM7 129H6V128ZM12 127V128H11ZM38 127V128H37ZM58 127V128H57ZM72 127V128H71ZM78 127V128H77ZM91 127V128H90ZM109 127V128H106ZM123 129H122V128ZM130 127V128H129ZM137 127V128H136ZM174 127V128H173ZM186 127V128H185ZM200 127V128H199ZM206 127V129H205ZM232 127V128H231ZM64 128V129H63ZM66 128V129H65ZM82 128V129H81ZM94 128V129H93ZM99 128V129H98ZM102 128V129H101ZM117 128V132L115 129ZM132 128V129H131ZM149 128V129H148ZM173 128V129H172ZM225 128V129H224ZM11 129V130H10ZM33 129V130H32ZM37 129V130H36ZM68 129V130H67ZM72 129V131H71ZM101 129V130H100ZM122 129V132H121ZM130 129V130H129ZM216 129V130H215ZM27 130V131H26ZM88 130V131H87ZM100 130V131H99ZM114 130V131H113ZM148 130V131H147ZM181 130V131H180ZM199 130V131H198ZM231 130V131H230ZM255 130V131H254ZM262 130V131H261ZM8 131V133H6ZM16 131V132H15ZM64 131V132H63ZM74 131V132H73ZM80 131V132H79ZM92 131V132H91ZM95 133H94V132ZM156 131V132H155ZM163 131V132H162ZM178 131V132H177ZM12 132V133H11ZM34 132V133H33ZM78 132V133H77ZM114 132V133H112ZM130 132V133H129ZM196 132V133H195ZM200 132V133H199ZM207 132V133H206ZM229 132V133H228ZM6 133V134H5ZM18 133V134H17ZM33 133V134H32ZM68 133V134H67ZM81 133H83L81 135ZM97 133V134H96ZM104 135H103V134ZM106 133V134H105ZM122 133V134H121ZM138 133V135H137ZM215 133V134H214ZM11 134V135H10ZM99 134V136H98ZM175 134V135H173ZM197 136H196V135ZM5 135V136H4ZM9 135V136H8ZM13 135V136H12ZM18 135V136H17ZM29 137H28V136ZM67 135V136H66ZM110 135V137H109ZM128 135H130L128 137ZM132 135V136H131ZM158 135V136H157ZM180 137H179V136ZM194 135V136H193ZM260 135V136H259ZM7 136V137H6ZM71 136V137H70ZM75 136V137H74ZM98 136V137H96ZM117 136V137H115ZM122 136V137H121ZM205 136V138H204ZM215 136V137H214ZM228 136V137H227ZM253 136H255L253 138ZM94 137V138H93ZM102 139H101V138ZM105 137V138H104ZM121 137V138H120ZM127 137V138H126ZM131 137V138H130ZM171 137V138H170ZM174 137V139H173ZM218 137V138H217ZM6 138V139H5ZM12 138V139H11ZM66 138V140H65ZM81 138V139H80ZM99 138V139H98ZM104 138V140H103ZM113 138L112 140H110ZM123 140L121 141L120 139ZM126 138V139H125ZM149 138V139H148ZM199 138V139H198ZM216 138V139H215ZM91 139V140H90ZM120 140L118 142V140ZM132 139V140H131ZM137 139V140H136ZM193 139V140H192ZM249 139V140H247ZM262 139V140H261ZM3 140V141H2ZM22 140V141H21ZM24 140V141H23ZM97 140V141H96ZM100 140H103L101 142ZM110 140V141H109ZM125 140V141H124ZM185 140L184 142H182ZM189 140V142H188ZM203 140V141H202ZM235 140V141H233ZM241 140V141H240ZM12 141V142H11ZM68 141V142H67ZM109 141V142H108ZM129 143H127V142ZM146 141V142H144ZM161 141V142H160ZM169 141V142H168ZM197 141V142H196ZM250 141V142H249ZM19 142V143H17ZM67 142V143H66ZM89 149L93 154H88ZM101 142V143H100ZM118 142V143H117ZM126 142V143H125ZM150 142V143H149ZM167 142V143H166ZM230 142V143H229ZM78 143V144H77ZM90 143V144H89ZM108 143V144H107ZM114 143V144H112ZM136 143V144H135ZM146 145H145V144ZM154 143V144H153ZM157 143V144H156ZM186 143V144H185ZM193 143V144H192ZM214 143V144H213ZM224 143V144H223ZM254 143V144H253ZM3 144V145H2ZM9 144V145H8ZM16 144V145H15ZM66 144V145H65ZM88 144V145H87ZM103 144V145H102ZM112 144V145H111ZM116 144V145H115ZM119 144V145H118ZM143 144V145H142ZM153 144V146H152ZM171 144V145H170ZM235 144V145H234ZM249 144V145H248ZM253 144V145H251ZM258 144V146L256 145ZM115 145V147H114ZM142 145V146H141ZM176 145V146H174ZM191 145V146H190ZM206 145V146H205ZM216 145V146H215ZM72 146V147H71ZM80 146V147H79ZM83 146V147H82ZM171 146V147H169ZM184 146V148H183ZM187 146V147H186ZM189 146V147H188ZM213 146V147H212ZM250 149L244 151V147ZM10 147V149L8 148ZM82 147V148H81ZM102 147V148H100ZM114 147V148H113ZM117 147V148H116ZM124 147V148H123ZM143 147V148H142ZM145 147V149H144ZM147 147V148H146ZM148 147L150 149H148ZM180 147V148H179ZM218 147V148H217ZM225 147V148H224ZM235 147V148H234ZM241 147V148H240ZM7 148V149H6ZM78 148V149H76ZM87 150H86V149ZM116 148V149H115ZM119 148V149H118ZM131 148V149H130ZM142 148V149H140ZM203 148V149H201ZM260 148V149H259ZM12 149V150H11ZM111 149V150H110ZM122 149V150H121ZM133 151L127 152V151ZM144 149V150H143ZM173 149V150H172ZM232 149V150H231ZM254 149V150H252ZM4 150V151H3ZM103 150V151H102ZM107 150V151H106ZM118 150V151H117ZM125 150V151H124ZM136 150V151H135ZM140 150V151H139ZM148 150V151H147ZM227 150V151H226ZM235 150V151H234ZM7 151V152H6ZM10 151V152H9ZM69 151V152H68ZM98 151V152H97ZM151 157L177 170L193 172L202 201L194 206L165 195L158 185L131 197L110 192L99 177L84 179L79 188L70 174L84 162L107 152ZM203 151V152H202ZM220 151V152H219ZM234 151V152H233ZM258 151V152H257ZM161 152V153H160ZM172 152V153H171ZM178 152V153H177ZM201 152V153H200ZM210 152V153H209ZM214 152V153H213ZM244 152V153H242ZM12 153V154H11ZM76 153L78 155H76ZM167 153V154H166ZM188 153V154H187ZM230 153V155H229ZM257 153V154H256ZM6 154V155H4ZM72 154V155H71ZM157 154V155H156ZM159 154V155H158ZM164 154V156H163ZM179 154V155H178ZM238 154V155H235ZM260 154V155H259ZM170 155V156H169ZM175 155V156H174ZM185 155V156H184ZM193 155V156H192ZM8 156V157H7ZM95 156V157H94ZM153 156V157H152ZM157 156V157H156ZM178 156V157H177ZM205 156V157H204ZM224 156V157H223ZM236 156V157H235ZM256 156V157H254ZM258 156V157H257ZM82 157V158H80ZM87 157V158H86ZM161 157V158H160ZM167 157V158H165ZM217 157V158H216ZM220 157V158H219ZM242 159H241V158ZM3 160H2V159ZM10 158V160H9ZM13 158V161L11 160ZM160 158V159H159ZM178 158V159H177ZM256 158V159H255ZM6 159V160H5ZM169 159V160H168ZM182 161H180V160ZM186 159V160H185ZM197 159V160H196ZM204 161H203V160ZM227 160V162L225 160ZM248 159V160H247ZM149 160V161H153ZM179 160V162H178ZM193 160V161H192ZM210 160V161H208ZM233 160V163H232ZM235 160H237L235 162ZM242 160V161H241ZM166 161V163H165ZM169 161V162H168ZM191 161V162H190ZM231 161V162H230ZM241 161V162H240ZM254 161V162H253ZM91 162V163H92ZM175 162V163H174ZM203 162V163H201ZM209 162V163H208ZM2 163V164H1ZM69 163V164H71ZM171 163V164H170ZM205 163V165H204ZM229 163V164H227ZM226 164V165H225ZM241 164V165H240ZM195 165V166H194ZM209 165V166H208ZM225 165V166H224ZM235 165V166H234ZM245 165V166H244ZM4 166V167H3ZM77 166V167H76ZM192 166V167H191ZM223 166V167H222ZM228 166V167H227ZM190 167V168H189ZM227 167V169L225 168ZM231 167V168H230ZM234 167V168H233ZM245 171H244V169ZM185 168V169H184ZM215 168V169H214ZM247 168V169H246ZM192 169V170H191ZM205 171H204V170ZM230 169V171H229ZM232 169V171H231ZM238 169V170H237ZM202 170V171H201ZM216 170V171H215ZM222 170V171H220ZM243 170V171H242ZM8 171V172H7ZM66 171V172H64ZM207 171V172H206ZM213 171V173H212ZM219 171V172H218ZM12 172V173H11ZM47 172V173H46ZM56 172V173H55ZM64 172V174H63ZM201 172V173H200ZM228 172V174H227ZM238 172V173H237ZM245 172V173H244ZM8 173V174H7ZM67 173V174H66ZM216 173V174H215ZM231 173V174H230ZM243 173V174H242ZM260 173V174H259ZM5 174V175H2ZM10 174V175H9ZM45 174V175H44ZM54 174V175H53ZM56 174V175H55ZM69 174V175H68ZM211 174V175H210ZM221 174V175H220ZM256 174V175H254ZM21 175V176H20ZM23 175V177H22ZM27 175V176H26ZM197 175V178H196ZM199 175V176H198ZM215 175V176H214ZM219 175V176H218ZM244 175V176H243ZM19 176V177H18ZM31 176V177H30ZM72 176V174H71ZM208 176V177H207ZM231 176V177H229ZM255 176V178H254ZM6 177V178H5ZM13 177V178H12ZM15 177V178H14ZM27 177V178H26ZM35 177V178H34ZM47 177V178H46ZM66 177V178H65ZM203 179H202V178ZM206 177V179H205ZM213 177V178H212ZM223 177V178H222ZM17 178V179H16ZM20 178V180H19ZM52 178V179H51ZM60 178V180H59ZM63 180H62V179ZM70 178V179H69ZM96 178V179H95ZM219 178V181H218ZM9 179V180H8ZM15 182H14V180ZM33 179V181H31ZM44 179V180H43ZM67 179V180H66ZM94 179V180H93ZM235 179V181H234ZM240 182H238V180ZM248 179V180H247ZM29 180V181H28ZM97 183H95L96 181ZM202 180V181H201ZM224 180V181H222ZM242 180V181H241ZM60 181V183H59ZM95 181V182H94ZM209 181V183H208ZM213 181V182H212ZM226 181V182H225ZM34 182V183H33ZM93 185H92V183ZM243 182V183H242ZM12 183V185H11ZM37 183V184H36ZM208 183V184H207ZM229 183V184H228ZM234 183V184H233ZM245 183V184H244ZM254 183V184H253ZM21 184V185H20ZM24 184V185H23ZM30 184V185H29ZM51 184V185H50ZM95 184V185H94ZM203 184V185H202ZM220 184V185H219ZM224 184V185H223ZM6 185V186H5ZM14 185V186H13ZM66 185V186H65ZM97 185V186H96ZM218 185V186H217ZM20 186V187H19ZM27 186V187H26ZM32 186V187H31ZM101 186V187H99ZM152 186V188H151ZM203 186V187H202ZM207 186V187H206ZM260 186V187H259ZM24 187V188H23ZM30 187V188H29ZM97 188L99 192L84 191ZM99 187V188H98ZM218 187V190L216 189ZM232 187V188H231ZM240 187V188H239ZM246 190L258 191L255 199ZM255 187L256 190H253ZM259 187V188H258ZM12 188V189H11ZM70 188V189H69ZM154 188V189H153ZM208 188V189H207ZM242 188V189H241ZM262 188V190H261ZM7 189V190H6ZM26 189V190H25ZM41 189V190H40ZM52 189V190H50ZM54 189V190H53ZM78 189V191L76 190ZM148 189V190H147ZM238 189V190H237ZM44 192H43V191ZM48 190V191H46ZM57 190V191H56ZM67 190V191H66ZM152 190V191H151ZM209 190V191H208ZM212 190V192H211ZM228 190V191H227ZM232 190V191H229ZM16 191V192H15ZM20 191V192H19ZM108 193H107V192ZM145 191H148V193ZM157 191V192H156ZM260 191V192H259ZM7 192V193H6ZM10 192V193H9ZM19 192V193H18ZM40 192V193H39ZM91 192V193H90ZM95 192V193H94ZM106 192L107 194H105ZM152 192V193H151ZM229 192V194H228ZM14 196H13V194ZM21 193V194H20ZM42 193V194H41ZM56 193V194H55ZM67 193V194H66ZM94 195H93V194ZM122 193V194H121ZM164 193V194H163ZM205 193V194H204ZM221 193V194H220ZM223 193V194H222ZM237 193V194H236ZM262 193V194H261ZM12 194V195H11ZM25 194V196H24ZM59 194V195H58ZM64 194V195H63ZM90 194V195H89ZM97 194V195H96ZM121 194V196H120ZM144 194V195H143ZM148 195L145 196V195ZM162 194V195H161ZM4 195V196H3ZM29 195V196H28ZM48 195V196H47ZM50 195V196H49ZM55 195V196H54ZM100 195V196H98ZM207 195V196H206ZM212 195V196H210ZM217 195L218 197H216ZM234 195V196H233ZM243 195V196H242ZM246 195V196H245ZM248 195V196H247ZM262 195V196H261ZM61 196V197H60ZM78 198H77V197ZM84 196V197H83ZM88 196V197H87ZM97 196V197H96ZM124 199H123V197ZM139 196V197H138ZM165 196H169L163 198ZM242 196V197H241ZM258 196V197H256ZM12 197V198H11ZM54 197V198H53ZM99 197L102 199H99ZM104 197V198H103ZM126 197V198H125ZM146 198V200H141ZM150 197V198H149ZM160 197V200H159ZM214 197V198H212ZM230 197V198H229ZM23 198V199H22ZM66 198V199H65ZM77 198V199H76ZM148 198V199H147ZM173 198V199H169ZM204 198V199H203ZM240 198V199H239ZM258 198V199H257ZM28 199V200H27ZM40 199V200H39ZM43 199V200H42ZM50 199V200H49ZM72 199V200H71ZM93 199V200H92ZM99 199V200H98ZM106 199V200H105ZM129 199V200H128ZM132 199L134 200L133 202ZM138 199V200H137ZM219 199V200H218ZM223 199V201H222ZM239 199V200H238ZM12 200V201H11ZM52 200V201H51ZM77 200V201H76ZM81 201L79 203V201ZM86 200V201H85ZM88 200V201H87ZM90 200V202H89ZM119 200V201H118ZM124 202H123V201ZM137 200V201H136ZM166 200V202H165ZM174 200V203L172 204ZM212 200V201H211ZM226 200V201H225ZM256 200V201H255ZM260 200V201H259ZM42 203H41V202ZM56 201V202H53ZM66 201V203H65ZM83 201V202H82ZM94 201V202H93ZM100 201V202H99ZM145 201H147L145 203ZM152 201V202H150ZM158 201V202H157ZM161 201V202H159ZM172 201V202H170ZM235 201V202H234ZM245 201V203L243 202ZM261 201H263L261 203ZM11 202V203H9ZM60 202V203H59ZM122 202V203H121ZM136 202V204L134 203ZM150 202V203H149ZM212 204H211V203ZM249 202V203H248ZM256 208H254V204ZM20 203V204H18ZM38 203V205H37ZM56 203V205H55ZM58 203V204H57ZM72 203V204H71ZM93 203V204H92ZM95 203V204H94ZM97 203V204H96ZM105 205H104V204ZM126 205L124 206L123 204ZM128 203V204H127ZM142 203V204H141ZM160 203V204H159ZM162 203V204H161ZM170 204L168 206V204ZM202 203V204H201ZM216 203V204H214ZM22 204V205H21ZM27 204V205H26ZM67 204V206H66ZM79 204V205H77ZM106 204L109 205L106 207ZM111 204V205H110ZM122 204V205H121ZM251 204V205H250ZM253 204V205H252ZM87 205V206H85ZM96 205V207H94ZM118 205V206H117ZM168 207H166V206ZM174 205V206H173ZM178 205H181L178 207ZM240 205V206H238ZM245 205V206H244ZM22 206V207H21ZM52 206V207H51ZM92 206V207H90ZM112 206V207H110ZM148 206V207H146ZM151 206V207H150ZM173 206V208H172ZM176 206V207H175ZM186 206V207H185ZM194 209L191 210V207ZM206 206V207H205ZM229 206V207H228ZM41 207V208H40ZM56 207V208H55ZM68 207V208H67ZM105 207V208H104ZM125 207V208H124ZM153 207V208H152ZM163 207V208H162ZM185 207V210H184ZM205 207V208H204ZM211 209H209V208ZM22 210H21V209ZM24 208V209H23ZM62 208V209H61ZM75 208V209H74ZM79 208V209H78ZM82 208V209H81ZM113 208V209H112ZM116 208V209H115ZM122 208V209H121ZM124 208V209H123ZM150 208V209H149ZM163 210H162V209ZM176 208V209H175ZM188 208V209H187ZM202 208V209H201ZM213 208V209H212ZM225 208V209H224ZM228 208V209H227ZM245 208V210H244ZM41 209V210H40ZM43 209V210H42ZM48 209V210H47ZM81 209V210H80ZM94 209V210H92ZM105 209V211H103ZM136 209V210H135ZM144 209V211H143ZM191 211H190V210ZM198 209V210H197ZM207 211H206V210ZM218 209V210H217ZM221 209V210H220ZM4 210V211H3ZM20 210V211H19ZM39 210V211H38ZM62 210V211H61ZM64 210V211H63ZM112 210V211H111ZM151 212H150V211ZM162 210V211H161ZM182 212H181V211ZM196 210V211H195ZM214 212H213V211ZM235 210V211H234ZM247 210V211H246ZM259 212H258V211ZM14 211V212H13ZM93 211V212H92ZM96 213H95V212ZM101 211V212H100ZM148 214H144V212ZM177 211V212H176ZM189 211V212H188ZM204 211V213H203ZM209 211V212H208ZM240 211V212H238ZM246 211V212H245ZM250 211V212H249ZM254 211V212H253ZM52 212V213H50ZM58 214L56 215V213ZM131 212L133 214H131ZM156 212V213H155ZM180 212V213H179ZM184 212V213H183ZM187 212V214H186ZM196 212H199L197 215ZM207 212V214H206ZM220 212V213H219ZM228 212V213H227ZM245 212V213H244ZM249 212V213H248ZM10 213V214H9ZM15 213V214H14ZM33 213V214H32ZM128 213V214H127ZM152 213V214H151ZM191 213V214H190ZM201 213V216H200ZM217 213V214H215ZM227 213V214H226ZM240 213V214H239ZM247 213V214H246ZM256 213V214H255ZM19 214V215H18ZM40 214V215H37ZM52 216V217H50ZM60 214V217H59ZM80 214V216H79ZM83 214V216H82ZM86 214V215H85ZM94 214V215H93ZM124 214V215H123ZM154 214V215H153ZM157 214V216L155 215ZM170 214V215H169ZM178 214V216H177ZM185 214V215H184ZM203 214V215H202ZM209 214V215H208ZM213 214V215H211ZM236 214V215H235ZM245 214V215H244ZM255 214V215H254ZM55 217H54V216ZM100 215V216H99ZM105 215V216H104ZM112 215V216H111ZM136 215V216H135ZM141 215V216H140ZM174 215V216H173ZM182 215V217H181ZM195 215V216H194ZM216 215V216H215ZM239 215V216H238ZM253 215V216H252ZM261 215V216H259ZM66 216V217H64ZM69 216V217H68ZM79 216V217H78ZM94 216V217H93ZM160 216V217H159ZM173 216V217H172ZM191 216V217H189ZM203 216V217H202ZM211 216V217H210ZM223 216V217H221ZM226 216V217H224ZM241 216V217H240ZM263 216V217H262ZM42 217V219H41ZM46 218L49 220H44ZM59 217V218H58ZM77 217V218H76ZM84 219H83V218ZM89 217V218H88ZM106 217V218H105ZM109 217V218H108ZM139 217V218H138ZM152 217V218H151ZM159 217V218H158ZM177 217V218H176ZM205 217V218H204ZM208 219H207V218ZM210 217V218H209ZM217 217V218H216ZM221 217V218H220ZM237 217V218H236ZM4 218V219H3ZM7 218V219H6ZM9 218V219H8ZM135 218V219H134ZM155 218V219H154ZM166 220H164V219ZM168 218V220H167ZM176 218V219H175ZM198 218V219H197ZM224 218V219H223ZM245 218V219H244ZM18 219V220H17ZM37 219V220H36ZM39 219V220H38ZM60 219V220H59ZM73 219V220H72ZM97 219V220H96ZM111 219V220H109ZM120 219V220H119ZM130 219V220H129ZM142 219V220H141ZM145 219V220H144ZM147 219V220H146ZM185 219V220H184ZM191 219V220H190ZM205 219V220H204ZM219 219V220H218ZM258 219V220H257ZM34 220V221H33ZM56 220V221H55ZM105 220V221H103ZM173 220V221H172ZM178 220V221H177ZM189 220V222H188ZM198 220V221H197ZM207 220L208 223H207ZM224 220V221H223ZM234 220V221H233ZM263 220V221H262ZM30 221V222H29ZM43 221V226L40 223ZM50 221V222H49ZM67 221V222H66ZM76 221V222H75ZM79 221V222H77ZM85 221V222H84ZM91 221V222H90ZM111 221V222H110ZM118 221V222H117ZM134 221V222H133ZM140 221V222H139ZM175 221V222H174ZM185 221V225L184 222ZM195 221V222H194ZM197 221V222H196ZM223 221V222H221ZM243 221V222H241ZM246 223H245V222ZM257 221V222H256ZM262 221V222H261ZM7 222V223H6ZM45 222V223H44ZM63 222V223H62ZM124 222V223H123ZM171 222V223H170ZM215 222V223H214ZM236 222V223H235ZM240 222V223H238ZM250 222V223H249ZM261 222V223H259ZM31 223V224H30ZM35 223V225H34ZM230 223V224H228ZM234 223V224H233ZM242 223H244L242 225ZM50 224V225H49ZM52 224V225H51ZM55 224L57 226H55ZM62 224V225H60ZM67 224V225H66ZM92 224V225H91ZM103 224V225H102ZM111 224V225H110ZM114 224V225H113ZM126 224V225H124ZM131 224V225H129ZM135 224V225H134ZM138 224V225H136ZM140 224V225H139ZM169 226H168V225ZM173 224V225H172ZM194 224V225H193ZM210 224V225H208ZM227 227H226V225ZM240 224L241 228H237ZM248 224V225H246ZM30 225V227H28ZM91 225V226H90ZM107 225V226H106ZM128 225V226H127ZM172 225V227H170ZM181 225V226H180ZM183 225V227H182ZM220 225V226H219ZM245 225V226H244ZM252 225V226H251ZM261 225V226H260ZM45 226V227H44ZM50 226V227H49ZM68 226V227H67ZM70 226V227H69ZM234 226V227H233ZM238 225V227H240ZM245 228H244V227ZM38 227V228H37ZM54 229L52 231V228ZM72 227V228H71ZM79 227V229H78ZM84 227V228H83ZM94 227V228H93ZM109 227V228H108ZM125 227V228H124ZM129 227V228H128ZM169 227V228H168ZM197 227V228H196ZM202 227V228H200ZM230 227V228H229ZM249 227V228H247ZM255 227H258L255 228ZM13 228V229H12ZM49 228V229H48ZM146 230H145V229ZM149 228V229H148ZM163 228V229H162ZM167 228V229H166ZM194 228V229H193ZM209 228V229H208ZM223 228V229H222ZM233 228V229H232ZM243 228V229H242ZM247 228V230H246ZM10 229V230H9ZM27 229V230H26ZM33 231H32V230ZM41 229V230H40ZM51 229V230H50ZM63 229V230H62ZM75 229V230H73ZM92 229H96L93 230ZM99 229V231H97ZM142 229V230H141ZM192 229V230H191ZM206 229V231H205ZM254 229V230H253ZM12 230V232H11ZM15 230V231H14ZM31 230V231H30ZM40 230V231H39ZM51 232H50V231ZM59 230V231H58ZM73 230V231H72ZM78 230V231H77ZM90 230V231H89ZM125 230V231H124ZM134 230V231H133ZM141 230V231H140ZM176 230V231H174ZM197 230V231H196ZM209 230V231H208ZM235 230V231H234ZM18 231V232H17ZM27 231V232H26ZM56 231V232H55ZM68 233H67V232ZM81 231V232H79ZM85 231V232H84ZM118 231V232H116ZM122 231V232H121ZM130 231V232H129ZM153 231V232H152ZM159 231V232H158ZM163 231V232H162ZM191 231V232H190ZM194 231V232H193ZM203 233H202V232ZM226 231V232H225ZM229 231V232H227ZM33 232V233H32ZM44 232V233H42ZM97 232V233H96ZM110 232V233H108ZM115 232V233H114ZM126 232V233H125ZM138 232V233H137ZM219 232V233H217ZM238 232V233H237ZM253 232V234H252ZM255 232V234H254ZM51 233V234H50ZM103 233V235H102ZM123 233V234H122ZM125 233V234H124ZM136 233V234H135ZM161 233V234H159ZM196 233V234H195ZM198 233V234H197ZM217 233V235H216ZM226 233V234H225ZM229 233V234H228ZM234 233V234H233ZM250 233L252 234L250 236ZM16 234V235H15ZM36 234V235H35ZM40 234V235H39ZM47 234V235H46ZM54 234V235H53ZM59 234V235H58ZM78 234V235H77ZM99 234V235H98ZM140 234V235H138ZM157 234V235H156ZM188 234V235H187ZM206 234V235H205ZM222 234V235H221ZM243 234V235H242ZM4 237H1V236ZM27 235V236H26ZM42 235V236H41ZM47 237H46V236ZM65 235V236H64ZM72 235V236H71ZM108 235V236H107ZM120 235V236H118ZM136 235V236H135ZM145 235V236H144ZM150 235L152 237H150ZM179 235V236H178ZM181 235V236H180ZM190 235V236H189ZM204 235V236H202ZM228 235V236H227ZM238 235V236H237ZM39 236V237H38ZM60 236V237H59ZM74 236V237H73ZM103 236V237H102ZM118 236V237H117ZM159 236V238H158ZM161 236V237H160ZM184 236V237H183ZM186 236V237H185ZM199 236V237H198ZM202 238H201V237ZM208 236V237H207ZM214 236V237H213ZM216 236V237H215ZM230 236V237H229ZM254 236V237H253ZM8 237V238H7ZM32 237V238H31ZM37 237V238H36ZM45 237V238H44ZM51 237V238H50ZM70 237V238H69ZM73 237V238H72ZM81 237V238H80ZM84 237V238H83ZM95 237V238H94ZM139 237V238H138ZM150 237V238H149ZM163 237V238H162ZM196 237V238H195ZM232 237V238H231ZM236 237V238H235ZM254 239H253V238ZM30 238V239H29ZM41 238V240H40ZM43 238V239H42ZM54 238V239H53ZM61 238V240H60ZM98 238V240H97ZM115 238V239H114ZM144 238V239H143ZM161 238V239H160ZM165 238V239H164ZM174 238V240H173ZM184 241H181L180 239ZM193 238V239H192ZM223 238V239H222ZM234 238V239H233ZM240 238V239H239ZM248 238H251L250 240ZM35 239V240H34ZM40 241H39V240ZM45 239V240H44ZM51 239V240H50ZM82 239V241H81ZM88 239V240H87ZM92 239H94L92 241ZM158 239V240H157ZM168 239V240H167ZM186 239V240H185ZM197 239V240H195ZM217 239V240H216ZM237 239V240H236ZM247 239V240H246ZM32 240V241H31ZM47 240V241H46ZM67 240V242H66ZM70 240V241H69ZM87 240V241H86ZM108 240V241H107ZM127 240V241H126ZM160 240V241H159ZM162 240V242H161ZM203 240V241H202ZM210 240V241H209ZM213 240V241H211ZM231 240V241H229ZM243 240L244 244H243ZM246 240V241H245ZM252 240V241H251ZM38 241V242H37ZM51 241V243H50ZM59 241V243H58ZM123 241V243H122ZM136 241V242H134ZM140 241V242H139ZM187 241V242H186ZM239 241V242H238ZM257 243H255V242ZM23 242V243H22ZM36 242V243H35ZM43 242V243H42ZM62 244H61V243ZM93 242V243H92ZM109 242V243H108ZM118 242V243H117ZM133 242V243H132ZM153 242V243H151ZM156 242V243H155ZM160 242V243H159ZM170 242V243H169ZM185 242V243H184ZM209 242V243H208ZM216 242V243H215ZM232 242V243H231ZM235 242V243H234ZM241 242V243H240ZM251 242L252 245L251 246ZM29 243V244H28ZM54 245L51 247V245ZM53 243V244H52ZM64 243V244H63ZM83 243V245H82ZM181 243V244H180ZM208 243V244H207ZM226 243V244H225ZM255 243V244H254ZM42 244V245H41ZM48 244V246H47ZM61 244V245H60ZM72 244V245H71ZM79 244V245H78ZM119 244V245H118ZM131 244V245H130ZM138 244V246H137ZM141 244V245H140ZM170 244V245H168ZM176 244V245H175ZM188 244V245H186ZM208 247H206L207 245ZM229 246H228V245ZM237 246V248L233 245ZM249 244V245H248ZM5 245V246H4ZM38 247H37V246ZM45 245V246H44ZM85 245V248H84ZM149 245V246H148ZM152 245V246H151ZM161 245V246H159ZM190 245V246H189ZM197 245V246H196ZM210 245V246H209ZM213 245V246H211ZM239 245V246H238ZM245 247H244V246ZM72 246V247H71ZM74 246V247H73ZM78 246V247H77ZM94 248H92V247ZM105 246V247H104ZM115 246V247H114ZM126 246V247H125ZM129 246V247H127ZM137 246V247H136ZM146 246V247H145ZM170 246V247H169ZM187 246V247H186ZM190 248H189V247ZM199 246V247H198ZM34 247V248H33ZM36 247V248H35ZM42 247V248H41ZM45 247V248H43ZM50 247V248H48ZM58 247V248H57ZM88 247V249H87ZM91 247V248H90ZM108 247V248H107ZM122 249H121V248ZM139 247V248H138ZM144 247V248H143ZM156 247V248H155ZM168 247V248H167ZM229 249H228V248ZM242 247V248H241ZM25 248V249H24ZM39 248V251L38 249ZM62 248V250H61ZM129 248V249H128ZM170 248V249H169ZM180 248V249H179ZM183 248V249H182ZM198 248V249H197ZM204 248H206L204 250ZM211 248V249H210ZM235 251H234V249ZM244 248V249H243ZM248 248V249H247ZM27 249V250H26ZM41 249V251H40ZM74 249V250H73ZM80 249V250H79ZM102 249V250H101ZM131 249V250H130ZM136 249V250H135ZM141 249V250H140ZM158 249V250H157ZM218 249V250H217ZM252 249V250H250ZM256 249V250H255ZM31 250V251H30ZM36 255H35V251ZM45 250V251H44ZM60 250V251H59ZM64 250V251H63ZM67 250V251H66ZM83 250V251H82ZM88 250V252L86 251ZM98 250V251H97ZM141 252H139V251ZM143 250V251H142ZM188 257L184 260V253ZM208 250V251H207ZM242 250H244L242 252ZM247 250V251H246ZM29 251V252H28ZM74 251V252H73ZM93 251V252H92ZM97 251V252H96ZM146 251V252H145ZM155 253H154V252ZM195 251V252H194ZM203 251V252H202ZM206 251V252H205ZM238 251V253H237ZM252 251V252H251ZM24 252V254H23ZM28 252V253H27ZM38 252V254H37ZM46 252V253H45ZM50 255H48L47 254ZM57 252V253H56ZM77 252V253H76ZM82 252H84L82 254ZM101 252V253H99ZM125 252V253H124ZM130 252V253H128ZM150 252V253H149ZM217 252V253H216ZM246 252V253H245ZM251 252V253H250ZM255 252H257L255 254ZM27 253V254H26ZM76 253V254H75ZM86 253V254H85ZM117 253V254H116ZM119 253V254H118ZM122 253V254H121ZM133 253V254H132ZM145 253V254H144ZM149 253V254H148ZM201 253V254H200ZM215 253V254H214ZM230 253V254H229ZM251 255H250V254ZM42 254V255H41ZM46 254V256H45ZM64 254V255H63ZM75 254V255H74ZM85 254V255H84ZM107 254V255H106ZM111 256H110V255ZM130 254V255H129ZM155 254V255H154ZM173 254V255H172ZM177 254L176 259H173ZM195 254V255H194ZM259 254V255H258ZM261 254V255H260ZM55 255V256H54ZM67 255V256H66ZM73 255V256H72ZM88 255V256H87ZM90 255V256H89ZM126 255V256H125ZM134 255V256H132ZM147 255V256H146ZM158 255V256H157ZM195 260H194V257ZM199 255V256H198ZM29 256V257H28ZM43 256V257H42ZM53 256V257H52ZM62 256V257H61ZM79 256V257H78ZM96 256V257H95ZM100 256V257H99ZM106 256V257H105ZM125 256V257H124ZM146 256V257H144ZM149 256V257H148ZM204 256V257H203ZM216 256V257H215ZM247 256V258H246ZM27 259H26V258ZM37 257V258H36ZM60 257V259H59ZM78 257V258H77ZM113 257V258H112ZM116 257V258H115ZM166 257V258H164ZM197 257V258H196ZM220 257V258H219ZM249 257V258H248ZM252 257V258H251ZM262 257V258H261ZM44 260H43V259ZM48 258V259H47ZM77 258V259H76ZM85 258V259H83ZM93 258V259H92ZM97 258V259H95ZM111 258V259H110ZM130 258V260H129ZM144 258V259H143ZM151 258V259H150ZM180 258H182L180 260ZM191 260L189 261V259ZM199 258V259H198ZM219 258V259H218ZM52 259V260H51ZM54 259V260H53ZM69 259V260H67ZM71 259V260H70ZM100 259V260H99ZM109 259V260H108ZM116 259V260H115ZM141 259V260H140ZM167 259V260H166ZM173 259V260H171ZM244 259V260H243ZM261 261H260V260ZM60 261V263L58 261ZM88 260V261H87ZM91 260V262H89ZM98 260V261H97ZM198 260V261H197ZM235 260V261H234ZM250 260V261H249ZM259 260V261H258ZM69 261V262H68ZM80 261V262H78ZM82 261V262H81ZM111 261V262H110ZM122 261V263H121ZM159 261V262H158ZM171 261V262H169ZM214 261V262H213ZM218 261V262H217ZM237 261V262H236ZM240 261V262H239ZM250 263H249V262ZM67 262V263H66ZM75 262V263H74ZM98 262V263H97ZM105 262V263H104ZM113 262V263H112ZM133 262V263H132ZM174 262V263H173ZM221 262V263H220ZM191 263V264H192ZM189 264V263H188Z\"/></svg>",
	"mask_w": 264,
	"mask_h": 264
},
{
	"label": "bare ground",
	"instance_id": "2",
	"mask_svg": "<svg viewBox=\"0 0 264 264\" xmlns=\"http://www.w3.org/2000/svg\"><path fill=\"white\" fill-rule=\"evenodd\" d=\"M25 1V0H24ZM23 1V2H24ZM40 1H42V0H39V2ZM60 1V0H59ZM66 1V0H65ZM69 1V0H68ZM72 1V0H71ZM103 1V0H102ZM122 1V0H121ZM130 1V0H129ZM155 1V0H154ZM158 1V0H157ZM195 1V0H194ZM199 1V0H198ZM204 1V0H203ZM227 1V0H226ZM240 1H242V0H240ZM7 2H8V0H7ZM11 2V1H10ZM17 2V1H16ZM33 2V1H32ZM50 2V1H49ZM53 2V1H52ZM63 2V1H62ZM82 2V1H81ZM138 2V1H137ZM161 2V1H160ZM165 2H166V0H165ZM170 2V1H169ZM172 2V1H171ZM193 2V1H192ZM220 2V1H219ZM244 2H245V0H244ZM5 3V2H4ZM3 3V4H4ZM34 3V2H33ZM33 3H31V4H33ZM60 3V2H59ZM88 3H89V1H88ZM107 3V2H106ZM133 3V2H132ZM136 3V2H135ZM148 3V2H147ZM203 3V2H202ZM227 3H229V1L227 2ZM227 3H226V6H227ZM234 3V2H233ZM252 3V2H251ZM7 4V3H6ZM16 4V3H15ZM19 4H20V2H19ZM26 4V3H25ZM41 4V3H40ZM39 4V5H40ZM66 4V3H65ZM69 4V3H68ZM77 4H78V2H77ZM83 5H84V3H82ZM93 4H94V2H93ZM103 4H105L104 2H103ZM120 4V3H119ZM172 4V3H171ZM207 4V3H206ZM214 4V3H213ZM219 4V3H218ZM244 4V3H243ZM257 4V3H256ZM12 5V4H11ZM18 5V4H17ZM34 5V4H33ZM38 5V6H39ZM47 5V4H46ZM45 5V6H46ZM56 5V4H55ZM70 5H71V3H70ZM88 5V4H87ZM133 5H134V3H133ZM157 5V4H156ZM170 5V4H169ZM181 5V4H180ZM189 5H190V3H189ZM195 5V4H194ZM239 5H241V4H239ZM245 5V4H244ZM252 5V4H251ZM262 4L260 3V6H261ZM264 5V4H263ZM15 6V5H14ZM60 6V5H59ZM62 6H64V5H62ZM80 6V5H79ZM93 6V5H92ZM98 6V5H97ZM109 6H110V4H109ZM114 6V5H113ZM148 6H149V4H148ZM162 6V5H161ZM182 6V5H181ZM191 6V5H190ZM219 6V5H218ZM247 6H249V5H247ZM246 6V7H247ZM9 7V6H8ZM20 7V6H19ZM30 7V6H29ZM32 7V6H31ZM42 7V6H41ZM112 7V6H111ZM124 7V6H123ZM131 7V6H130ZM134 7V6H133ZM173 7V6H172ZM206 8H207V6H205ZM231 7V5L229 6V8ZM245 7V6H244ZM256 7H258V6H256ZM256 7H254L253 6V8H256ZM0 8H1V6H0ZM5 8V7H4ZM18 8V7H17ZM26 8V7H25ZM24 8V9H25ZM32 8H34V6L32 7ZM55 8H56V6H55ZM69 8V7H68ZM78 8V7H77ZM93 8V7H92ZM96 8V7H95ZM114 8V7H113ZM139 8V7H138ZM146 8V7H145ZM180 8V7H179ZM182 8H184V7H182ZM186 8V7H185ZM184 8V9H185ZM189 7H187V9H188ZM204 8V7H203ZM216 8V7H215ZM232 8H233V6H232ZM20 9V8H19ZM23 9V10H24ZM59 9V8H58ZM61 9V8H60ZM85 9H87V8H85ZM99 9V8H98ZM131 9H132V7H131ZM153 9H155V8H153ZM159 9H160V7H159ZM214 9V8H213ZM219 9V8H218ZM224 9V8H223ZM243 9V8H242ZM259 9V8H258ZM264 9V8H263ZM15 10V9H14ZM51 10V9H50ZM74 10V9H73ZM96 10H97V8H96ZM107 10V9H106ZM116 10V9H115ZM149 10V9H148ZM147 10V11H148ZM192 10V9H191ZM226 10V9H225ZM227 10H229V9H227ZM239 10V9H238ZM244 10H246L245 8H244ZM249 10V9H248ZM39 11H41V10H39ZM38 11V12H39ZM45 11V10H44ZM54 11V10H53ZM77 11V10H76ZM83 11V10H82ZM89 11V10H88ZM104 11V10H103ZM102 11V12H103ZM127 11V10H126ZM166 11V10H165ZM195 11V10H194ZM204 11V10H203ZM215 11V10H214ZM214 11H212V12H214ZM3 12V11H2ZM5 12V11H4ZM9 12H10V10H9ZM12 12V11H11ZM20 12V11H19ZM18 12V13H19ZM34 12V11H33ZM60 12H61V10H60ZM75 12V11H74ZM80 12V11H79ZM89 12H91V14H92V11H89ZM93 12H94V10H93ZM99 12V11H98ZM98 12H96V13H98ZM101 12V11H100ZM99 12V13H100ZM106 12V11H105ZM109 12V11H108ZM123 12V11H122ZM133 12V11H132ZM138 12V11H137ZM140 12V11H139ZM157 12V11H156ZM174 12V11H173ZM178 12H179V9H178ZM197 12V11H196ZM199 12V11H198ZM201 12V11H200ZM207 12V11H206ZM210 12V11H209ZM212 12H211V14H212ZM229 12V11H228ZM234 12V11H233ZM251 12H252V10H251ZM15 13V12H14ZM17 13V14H18ZM35 13V12H34ZM41 13V12H40ZM50 13V12H49ZM59 13V12H58ZM66 13V12H65ZM72 13V12H71ZM77 13V12H76ZM86 13V12H85ZM111 13V12H110ZM113 13V12H112ZM117 13V12H116ZM120 13V12H119ZM124 13H125V11H124ZM144 13V12H143ZM142 13V14H143ZM153 13V12H152ZM205 13V12H204ZM221 13V12H220ZM225 12H223V14H224ZM230 13H231V11H230ZM242 13H245V12H241L240 14H242ZM260 13V12H259ZM12 14V13H11ZM38 14V13H37ZM122 14V13H121ZM133 14V13H132ZM151 14V13H150ZM154 14V13H153ZM152 14V16H154ZM157 14V13H156ZM166 14V13H165ZM185 14L186 13H184V16H185ZM200 14V13H199ZM217 14V13H216ZM253 14V13H252ZM4 15V14H3ZM15 15V14H14ZM28 15V14H27ZM55 15V14H54ZM75 15V13H73V16ZM76 15H78V14H76ZM89 15V14H88ZM88 15H87V17H88ZM96 15V14H95ZM119 15V14H118ZM117 15V16H118ZM126 15V14H125ZM169 15H171V17H172V14H169ZM212 15H214V13L212 14ZM218 15H219V13H218ZM217 15V16H218ZM220 15H222V14H220ZM228 15V14H227ZM230 15V14H229ZM1 16V15H0ZM5 16V15H4ZM9 16H10V14H9ZM9 16H7V17H9ZM13 16V15H12ZM60 16V15H59ZM72 16V17H73ZM86 16V15H85ZM97 16V15H96ZM115 16V15H114ZM140 16V15H139ZM145 16V15H144ZM183 16V15H182ZM183 16V17H184ZM191 16H192V14H191ZM202 16V15H201ZM210 16V15H209ZM215 16V15H214ZM232 16V15H231ZM20 17H21V15H20ZM24 17V16H23ZM35 17V16H34ZM52 17V16H51ZM55 17V16H54ZM62 17V16H61ZM77 17V16H76ZM97 17H99V16H97ZM105 17V16H104ZM110 17V16H109ZM119 17H121V16H119ZM130 17V16H129ZM135 17V16H134ZM159 17V16H158ZM212 17V16H211ZM222 17V16H221ZM223 17H225V16H223ZM249 17H250V15H249ZM12 18V17H11ZM37 18V17H36ZM63 18V17H62ZM107 18V17H106ZM140 18V17H139ZM144 18V17H143ZM148 18V17H147ZM170 18V17H169ZM176 18V17H175ZM182 18V17H181ZM219 18V17H218ZM231 18V17H230ZM241 18V17H240ZM247 18V17H246ZM1 19V18H0ZM4 19H5V17H4ZM25 19V18H24ZM23 19V20H24ZM32 19V18H31ZM34 19V18H33ZM47 19V18H46ZM51 19V18H50ZM61 19V18H60ZM68 19V18H67ZM95 19V18H94ZM103 19V18H102ZM113 19V18H112ZM121 19H122V17H121ZM127 19V18H126ZM156 19V18H155ZM154 19V20H155ZM200 19V18H199ZM207 19V18H206ZM228 19V18H227ZM232 19H234L233 17H232ZM238 19V18H237ZM251 19V18H250ZM11 20V19H10ZM28 20H29V18H28ZM66 20V19H65ZM71 20H72V18H71ZM74 20V19H73ZM77 20V19H76ZM84 20H85V18H84ZM134 20V19H133ZM151 20H152V18H151ZM184 20V19H183ZM222 20V19H221ZM239 20V19H238ZM246 20V19H245ZM32 21V20H31ZM86 21H87V19H86ZM109 21V20H108ZM146 21V20H145ZM145 21L143 22V23H145ZM167 21V20H166ZM182 21V20H181ZM218 21H220V20H218ZM227 20H225V22H226ZM233 20H230V22H232ZM244 21V20H243ZM251 21V20H250ZM256 21V20H255ZM264 21V20H263ZM7 22H9V21H7ZM18 22V21H17ZM41 22V21H40ZM54 22V21H53ZM61 22V21H60ZM63 22V21H62ZM73 22V21H72ZM74 22H76V21H74ZM82 22H84L83 20H82ZM96 22V21H95ZM117 22V21H116ZM121 22V21H120ZM132 22V21H131ZM168 22V21H167ZM196 22V21H195ZM210 22V21H209ZM215 22V21H214ZM4 23V22H3ZM16 23V22H15ZM24 23H26L27 24V22H23V24ZM28 23H32V22H29L28 21ZM81 23V22H80ZM92 23V22H91ZM99 23H101V21L99 22ZM98 23V24H99ZM106 23V22H105ZM124 23V22H123ZM152 23V22H151ZM172 23V22H171ZM185 23V22H184ZM199 23V22H198ZM201 23V22H200ZM219 23V22H218ZM234 23V22H233ZM250 23V22H249ZM264 23V22H263ZM262 23V26L264 25ZM21 24H22V22H21ZM45 24V23H44ZM49 24V23H48ZM47 24V25H48ZM72 25L74 24V23H71ZM97 24V26H99ZM103 24V23H102ZM208 24V23H207ZM206 24V25H207ZM212 24V23H211ZM242 24V23H241ZM256 24V23H255ZM16 25V24H15ZM14 25V26H15ZM30 25V24H29ZM66 25V24H65ZM75 25V24H74ZM73 25V26H74ZM77 25H78V23H77ZM95 25V24H94ZM101 25V24H100ZM104 25V24H103ZM108 25V24H107ZM106 25V26H107ZM114 25V24H113ZM131 25V24H130ZM134 25V24H133ZM143 25V24H142ZM156 25V24H155ZM168 25V24H167ZM177 25H178V23H177ZM194 25V24H193ZM223 25V24H222ZM244 25V24H243ZM250 25V24H249ZM5 26V25H4ZM9 26V25H8ZM24 26H25V24H24ZM26 26H28V25H26ZM36 26V25H35ZM45 26V25H44ZM51 26H53L52 24H51ZM90 26V25H89ZM117 26V25H116ZM140 26H141V24H140ZM144 26V25H143ZM160 26V25H159ZM166 26V24L164 25V27ZM170 26V25H169ZM168 26V27H169ZM174 26H175V23H174ZM190 26V25H189ZM197 26V25H196ZM233 26V25H232ZM238 27H239V25H237ZM251 26V25H250ZM260 26V25H259ZM0 27H1V25H0ZM7 27V26H6ZM41 27V26H40ZM47 27V26H46ZM48 27H49V25H48ZM62 27V26H61ZM68 27H70V26H68ZM67 27V28H68ZM104 27V26H103ZM111 27H113V26H111ZM122 27H124V25L122 26ZM135 27V26H134ZM154 27V26H153ZM163 27V28H164ZM167 27V26H166ZM178 27V26H177ZM176 27V28H177ZM184 27V26H183ZM201 27V26H200ZM219 27V26H218ZM241 27H242V25H241ZM3 28V27H2ZM1 28V29H2ZM36 28V27H35ZM66 28V27H65ZM66 28V29H67ZM84 28V27H83ZM82 28V29H83ZM86 28V27H85ZM97 28H99V27H97ZM118 28H119V30H120V27H119V25H118ZM117 28V29H118ZM160 28V27H159ZM172 28V27H171ZM194 28H196V27H194ZM209 28H211V27H209ZM14 29L16 30V28L14 27ZM22 29V28H21ZM49 29H51V28H49ZM53 29V28H52ZM77 29V28H76ZM79 29V28H78ZM87 29V28H86ZM146 29V28H145ZM152 29V28H151ZM173 29V28H172ZM192 29V28H191ZM206 29H208V27L206 28ZM239 29V28H238ZM252 29V28H251ZM264 29V28H263ZM20 30V29H19ZM35 30V29H34ZM44 30V29H43ZM55 30V29H54ZM118 30V31H119ZM124 30V29H123ZM130 30V29H129ZM161 30V29H160ZM163 30V29H162ZM227 30V29H226ZM232 30V29H231ZM248 30V29H247ZM3 31V30H2ZM40 31H42V30H40ZM40 31L38 32V30H37V32L38 33H40ZM58 31V30H57ZM63 31H64V29H63ZM83 31H84V29H83ZM93 31V30H92ZM100 31V30H99ZM116 31V30H115ZM131 31V30H130ZM155 31V29L153 30V32ZM172 31V30H171ZM181 31V30H180ZM202 31V30H201ZM254 31V30H253ZM260 31V30H259ZM258 31V32H259ZM23 32V31H22ZM43 32V31H42ZM48 32H49V30H48ZM55 32V31H54ZM59 32V31H58ZM71 32H73V31H71ZM76 32V31H75ZM78 33H79V31H77ZM89 32V31H88ZM96 32V31H95ZM125 32V31H124ZM139 32V31H138ZM150 32H151V30H150ZM165 32V31H164ZM200 32V31H199ZM205 32V31H204ZM208 32V31H207ZM237 32V31H236ZM240 32V31H239ZM4 33H6V32H4ZM16 33V32H15ZM17 33H19V32H17ZM20 33H21V31H20ZM27 33V32H26ZM37 33V34H38ZM63 33V32H62ZM81 33V32H80ZM79 33V34H80ZM87 33V32H86ZM111 33V32H110ZM122 33V32H121ZM131 33V32H130ZM145 33V32H144ZM147 33V32H146ZM168 33V32H167ZM170 33V32H169ZM182 33H183V31H182ZM181 33V34H182ZM187 33V32H186ZM203 33V32H202ZM215 33V32H214ZM222 33V32H221ZM221 33H220V35H221ZM226 33V32H225ZM232 33V32H231ZM234 33V32H233ZM247 33V32H246ZM2 34V33H1ZM12 34V33H11ZM32 34H34V33H32ZM41 34V33H40ZM45 34V33H44ZM61 33L59 32L57 35H60ZM76 34V33H75ZM75 34H74V37H75ZM100 34H101V32H100ZM105 34H107L106 32H105ZM117 35H118V33H116ZM129 34V33H128ZM138 34H140V33H138ZM154 34V33H153ZM177 34V33H176ZM192 34H195V33H192ZM197 34V33H196ZM210 34V33H209ZM255 34V33H254ZM259 34V33H258ZM263 35H264V33H262ZM15 34H13V36H14ZM21 35H22V33H21ZM31 35V34H30ZM67 35H68V32H67ZM72 35V34H71ZM86 35V34H85ZM92 35V34H91ZM120 35V34H119ZM136 35V34H135ZM145 35V34H144ZM143 35V36H144ZM149 35H152V34H149ZM155 35V34H154ZM188 35V34H187ZM232 35V34H231ZM249 35V34H248ZM37 36V35H36ZM35 36V37H36ZM41 36H43V35H41ZM40 36V37H41ZM49 36V35H48ZM64 36H65V34H64ZM70 36V35H69ZM95 35H93V37H94ZM101 36V35H100ZM99 36V37H100ZM139 36V35H138ZM7 37H8V35H7ZM16 37V36H15ZM33 37V36H32ZM38 37V36H37ZM55 37H56V35H55ZM68 37V36H67ZM97 37V39H98V35L96 36ZM102 37V36H101ZM100 37V38H101ZM105 37H108V36H105ZM118 37V36H117ZM121 37V36H120ZM124 37H126V36H124ZM123 37V38H124ZM129 37H130V35H129ZM128 37V38H129ZM158 37V36H157ZM164 37V36H163ZM180 37V36H179ZM194 37V36H193ZM207 37V36H206ZM217 37V36H216ZM225 37V36H224ZM39 38V37H38ZM44 38V37H43ZM57 38V37H56ZM62 38H64V37H62ZM62 38H59L60 40L62 39ZM112 38V37H111ZM115 39H116V37H114ZM122 38V37H121ZM137 38V37H136ZM145 38H147V37H145ZM156 38V37H155ZM161 38V37H160ZM178 38V37H177ZM182 38V37H181ZM189 38V37H188ZM201 38V37H200ZM233 38H234V36H233ZM242 38V37H241ZM253 38H254V35H253ZM252 38V39H253ZM11 39H12V37H11ZM20 39V38H19ZM53 38H51V40H52ZM66 38H64L63 40H65ZM91 39V38H90ZM118 39V38H117ZM140 39V38H139ZM150 39V38H149ZM152 39V38H151ZM168 39V38H167ZM190 39V38H189ZM199 39V38H198ZM257 39H258V37H257ZM13 40V39H12ZM15 40V39H14ZM38 40V39H37ZM47 40V39H46ZM68 41H69V39H67ZM104 40H106L107 41V38L106 39H104ZM119 40V39H118ZM125 40V39H124ZM135 40V39H134ZM188 40V39H187ZM206 40V39H205ZM208 40V39H207ZM231 40V39H230ZM236 40V39H235ZM245 40V39H244ZM250 40V39H249ZM264 40V39H263ZM262 40V41H263ZM7 41V40H6ZM11 41V40H10ZM72 41V40H71ZM84 41V40H83ZM87 41H89V40H87ZM110 41H111V39H110ZM112 41H114V40H112ZM123 41V40H122ZM126 41H127V39H126ZM129 41V40H128ZM127 41V42H128ZM143 41V40H142ZM155 41V40H154ZM169 41V40H168ZM221 41V40H220ZM15 42V41H14ZM33 42V41H32ZM36 42V41H35ZM59 42H62V41H59ZM65 42V41H64ZM70 42V41H69ZM75 42V41H74ZM77 42V41H76ZM90 42V41H89ZM103 41H101V43H102ZM109 42V41H108ZM144 42V41H143ZM158 42V41H157ZM164 42V41H163ZM193 42H195V41H193ZM223 42H224V39H223ZM228 42V41H227ZM260 42V41H259ZM2 43V42H1ZM5 43H7V42H5ZM4 43V44H5ZM11 44H12V42H10ZM29 43H30V41H29ZM28 43V44H29ZM39 43H41V42H39ZM46 43H47V41H46ZM45 43V44H46ZM82 43V42H81ZM88 43V42H87ZM107 43V42H106ZM113 42H111V44H112ZM115 43V42H114ZM118 43H120L119 41H118ZM121 43H123V42H121ZM120 43V44H121ZM130 43V42H129ZM133 43V42H132ZM137 43V42H136ZM141 43V42H140ZM11 44H10V46H11ZM15 44H16V42H15ZM20 44V43H19ZM38 44V43H37ZM44 44V45H45ZM58 44V43H57ZM68 44V43H67ZM69 44H71V42L69 43ZM77 44V43H76ZM75 44V45H76ZM84 44H86V43H84ZM107 44H110V43H107ZM127 44V43H126ZM126 44H124V45H126ZM133 44H135V43H133ZM162 44V43H161ZM196 44V43H195ZM208 44V43H207ZM244 44V43H243ZM253 44V43H252ZM261 44V43H260ZM7 45V44H6ZM33 45V44H32ZM39 45H42V43L41 44H39ZM55 45V44H54ZM60 45V44H59ZM63 45H64V43H63ZM74 45V46H75ZM78 45V44H77ZM77 45H76V47H77ZM88 45V44H87ZM92 45V44H91ZM94 45V44H93ZM99 45V44H98ZM115 45H116V43H115ZM139 45H141V44H139ZM152 45V44H151ZM168 45V44H167ZM193 45V44H192ZM213 45H215V44H213ZM242 45V44H241ZM246 45V44H245ZM256 45H258V44H256ZM264 45V44H263ZM262 45V46H263ZM17 46V45H16ZM21 45H19V47H20ZM25 46V45H24ZM28 46V45H27ZM29 46H30V44H29ZM56 46H58V45H56ZM62 46V45H61ZM61 46H59V48L61 47ZM90 46V45H89ZM108 46H110V45H108ZM112 46V45H111ZM118 46H120L119 44H118ZM197 46V45H196ZM228 46V45H227ZM252 46V45H251ZM42 47V46H41ZM50 47V46H49ZM64 47V46H63ZM67 47V46H66ZM69 47V46H68ZM83 47H85V46H83ZM83 47H81V48H83ZM105 47V46H104ZM103 46H102V48H104ZM124 47V46H123ZM135 47V46H134ZM145 47V46H144ZM155 47H157L156 45H155ZM155 47H153V48H155ZM244 47H246V46H244ZM8 48V47H7ZM33 48V47H32ZM37 48V47H36ZM45 48V47H44ZM43 48V49H44ZM88 48V47H87ZM100 48V47H99ZM130 48V47H129ZM132 48V47H131ZM136 48V47H135ZM135 48H134V50L133 51H135ZM138 48V47H137ZM136 48V49H137ZM150 48V47H149ZM172 48V47H171ZM220 48V47H219ZM231 48V47H230ZM239 48V47H238ZM237 48V49H238ZM28 49V47H20L18 50H21V52H23V50H27ZM30 49V48H29ZM46 49V48H45ZM50 49V48H49ZM52 49V48H51ZM54 49H55V47H54ZM63 49V48H62ZM108 49V48H107ZM118 49V48H117ZM140 49V48H139ZM182 49V48H181ZM191 49V48H190ZM198 49H201L200 47L198 48ZM225 49V48H224ZM234 49V48H233ZM253 49H254V47H253ZM261 49V48H260ZM9 50L11 51V49H10V47H9ZM34 50V49H33ZM40 50V47H39V49H38V51ZM48 50V49H47ZM53 50V49H52ZM51 50V51H52ZM57 50V49H56ZM59 50V49H58ZM72 50V49H71ZM81 50V49H80ZM83 50V49H82ZM81 50V51H82ZM84 50H86V49H84ZM88 50V49H87ZM87 50L85 51V53L87 52ZM109 50H110V48H109ZM115 50V49H114ZM123 50H125L124 48H123ZM211 50V49H210ZM232 50V49H231ZM246 50H247V48H246ZM256 50H257V47H256ZM263 50V49H262ZM13 51V50H12ZM28 51V50H27ZM36 51V50H35ZM37 51V52H38ZM44 51V50H43ZM60 51V50H59ZM65 49L63 50V53H64V55H66L65 54ZM97 50H95V52H96ZM117 51V50H116ZM120 51V50H119ZM127 51V50H126ZM131 51V50H130ZM151 51V50H150ZM153 51V50H152ZM160 51V50H159ZM170 51V50H169ZM173 51V50H172ZM219 51H220V49H219ZM6 52V51H5ZM8 52V51H7ZM29 52V51H28ZM48 52V51H47ZM53 52V51H52ZM66 52H67V50H66ZM118 52V51H117ZM125 52V51H124ZM149 52V51H148ZM163 52H165V51H163ZM163 52H161V53H163ZM194 52V51H193ZM208 52V51H207ZM236 52V51H235ZM241 52V51H240ZM247 52V51H246ZM253 52V51H252ZM257 52V51H256ZM33 54H34V52H32ZM61 53V52H60ZM81 53V52H80ZM84 53V52H83ZM83 53H81V54H83ZM99 53H102V52H99ZM107 53V52H106ZM105 53V54H106ZM112 53V52H111ZM114 53V52H113ZM112 53V54H113ZM127 53V52H126ZM126 53H124V54H126ZM134 52H132L131 53V55L133 54ZM136 53V52H135ZM153 53V52H152ZM158 53V52H157ZM175 53H177V52H175ZM198 53V52H197ZM218 53V52H217ZM239 53V52H238ZM14 54V53H13ZM25 54H27L26 52H25ZM31 54V53H30ZM33 54H31V56L33 57ZM42 53H41V51H40V54L39 55H41ZM44 54H45V52H44ZM49 54V53H48ZM78 54H79V52H78ZM81 54H79V56L81 55ZM88 54V53H87ZM104 54V53H103ZM102 54V55H103ZM115 54H117V53H115ZM130 54V53H129ZM138 55H139V52L137 53ZM148 54V53H147ZM171 54V53H170ZM201 54H203V53H201ZM212 54V53H211ZM215 54V53H214ZM219 54V53H218ZM248 54V53H247ZM250 54V53H249ZM6 55V54H5ZM10 55V54H9ZM35 55V54H34ZM37 55V54H36ZM37 56V57H40V56ZM43 55V54H42ZM58 55V54H57ZM61 55V54H60ZM60 55H59V57H60ZM69 55V54H68ZM70 55H71V53H70ZM93 55V54H92ZM92 55H89V57L90 56H92ZM128 55V54H127ZM135 55V54H134ZM133 55V56H134ZM152 55H154V54H152ZM163 55V54H162ZM179 55V54H178ZM188 55V54H187ZM235 55V54H234ZM13 57H14V55H12ZM29 56V55H28ZM54 56V55H53ZM62 56H63V54L61 55V59L60 60H63L62 59ZM78 56V57H79ZM96 57H98L97 55H95ZM100 56V55H99ZM105 56H107V55H105ZM116 56V55H115ZM121 56H124V55H121ZM140 56V55H139ZM157 56V55H156ZM225 56V55H224ZM242 56V55H241ZM249 56H251V55H249ZM261 56V55H260ZM1 57V56H0ZM31 57V58H32ZM37 57L35 58V59H37ZM44 56H42V58H43ZM50 57V56H49ZM54 57H56V54H55V56ZM66 57V56H65ZM67 57H69V56H67ZM72 57H74V56H72ZM81 57H82V55H81ZM118 57V56H117ZM125 57H128L127 59H129V56H125ZM175 57V56H174ZM234 57V56H233ZM237 57H239V56H237ZM245 57V56H244ZM9 58V57H8ZM8 58H6V60L8 59ZM28 58V57H27ZM63 58H64V56H63ZM71 58V57H70ZM75 58V57H74ZM88 58V57H87ZM109 58V57H108ZM139 58V57H138ZM256 58V57H255ZM258 58V57H257ZM44 59V58H43ZM42 59V60H43ZM51 60H52V58H50ZM49 59V60H50ZM55 59V58H54ZM58 59V58H57ZM76 60L77 59H79V58H75ZM74 59V60H75ZM84 59H86V58H84ZM95 59V58H94ZM93 59V60H94ZM101 59H104L105 60V57L104 58H101ZM100 59V57H99V60H101ZM135 59V58H134ZM140 59V58H139ZM150 59V58H149ZM148 59V60H149ZM155 59V58H154ZM178 59V58H177ZM200 59V58H199ZM204 59V58H203ZM235 59V58H234ZM240 59V58H239ZM241 59H242V57H241ZM249 59V58H248ZM253 59H254V56H253ZM9 60V59H8ZM26 57H24L23 55L22 56H20V57H15V59H13V60H9L10 62H7V65L10 67V65H14V64H16V63H21V64H23V66L22 67H24V63H26ZM45 60V59H44ZM49 60H47V63H48V61ZM59 60V61H60ZM75 60V61H76ZM92 60V59H91ZM115 60V59H114ZM117 60V59H116ZM124 60V59H123ZM126 60V59H125ZM132 60V59H131ZM147 60V59H146ZM147 60V61H148ZM195 60H197V59H195ZM218 60V59H217ZM4 61V60H3ZM28 61V60H27ZM54 60H52V62H53ZM84 61V60H83ZM95 61V60H94ZM98 61V60H97ZM108 61V60H107ZM113 61V60H112ZM121 61H122V58H121ZM135 61V60H134ZM193 61V60H192ZM215 61V60H214ZM228 61V60H227ZM236 61V60H235ZM253 61V60H252ZM260 61V60H259ZM6 62V61H5ZM45 62V61H44ZM43 62V63H44ZM74 62V61H73ZM77 62V61H76ZM86 62V61H85ZM88 62H91V61H88ZM100 62V61H99ZM118 62V61H117ZM130 62H132V61H130ZM136 62V61H135ZM134 62V63H135ZM150 62V61H149ZM189 62V61H188ZM212 63H213V61H211ZM255 63H256V61H254ZM3 63V62H2ZM30 63V62H29ZM35 63V62H34ZM38 63V62H37ZM40 63V62H39ZM58 63V62H57ZM68 63H70L69 61H68ZM67 63V64H68ZM72 63V62H71ZM71 63H70V65H71ZM82 63H84V62H82ZM104 63V62H103ZM105 63H106V61H105ZM104 63V64H105ZM126 63H128L129 64V62H126ZM125 63V64H126ZM142 63H143V60H142ZM198 63V62H197ZM200 63V62H199ZM231 63H232V61H231ZM31 64V63H30ZM33 64V63H32ZM36 64V63H35ZM46 64V63H45ZM52 64H54V63H52ZM61 64V63H60ZM108 65H109V63H107ZM122 64V63H121ZM123 64H124V62H123ZM144 64V63H143ZM160 64V63H159ZM191 64V63H190ZM19 65V64H18ZM34 65V64H33ZM56 65V64H55ZM89 65V64H88ZM97 65V64H96ZM99 65V67H100V63L98 64ZM106 65V64H105ZM156 65V64H155ZM164 65V64H163ZM162 65V66H163ZM168 65V64H167ZM173 65H174V60H173ZM185 65V64H184ZM197 65V64H196ZM202 65V64H201ZM207 65V64H206ZM213 65V64H212ZM215 65V64H214ZM244 65V64H243ZM40 66V65H39ZM44 66V65H43ZM50 66V65H49ZM48 66V67H49ZM52 66V65H51ZM73 66V65H72ZM102 66H103V64H102ZM101 66V67H102ZM113 66V65H112ZM128 66V65H127ZM135 66V65H134ZM152 66H154V65H152ZM224 66V65H223ZM228 66V65H227ZM247 66V65H246ZM264 66V65H263ZM19 67H21V66H19ZM26 67V66H25ZM28 67H30L31 68V66H29L28 65ZM45 67H47V66H45ZM65 67H66V65H65ZM71 67V66H70ZM87 67V66H86ZM95 67V66H94ZM106 67V66H105ZM129 67H131V66H129ZM140 67V66H139ZM170 67H171V65H170ZM186 67H188L187 65H186ZM193 67V66H192ZM210 67V66H209ZM245 67V66H244ZM261 67V66H260ZM30 68H28L29 70H30ZM38 68V67H37ZM51 68V67H50ZM69 68V67H68ZM76 68V67H75ZM79 68V67H78ZM77 68V69H78ZM102 68H104V67H102ZM123 68V67H122ZM162 68V67H161ZM183 68V67H182ZM206 68V67H205ZM232 68V67H231ZM236 68V67H235ZM235 68H233V69H235ZM258 68V67H257ZM264 68V67H263ZM4 69V68H3ZM8 69V68H7ZM11 69V68H10ZM16 69V68H15ZM21 69H23V68H21ZM26 69H27V67H26ZM38 69H40V68H38ZM38 69H37V71H38ZM42 69H44L43 67H42ZM54 70H55V68H53ZM66 69H67V67H66ZM66 69H65V71L63 72V74L66 72ZM72 69V68H71ZM116 69V68H115ZM132 69V68H131ZM152 69H154V68H152ZM176 69V68H175ZM195 69V68H194ZM211 69V68H210ZM217 69V68H216ZM222 69V68H221ZM228 69V68H227ZM243 69V68H242ZM251 69V68H250ZM6 70V69H5ZM9 70V69H8ZM18 70V69H17ZM24 70H25V68H24ZM57 70V69H56ZM63 70V69H62ZM95 70H97L96 68H95ZM104 70H105V68H104ZM124 69H122V71H123ZM126 70V69H125ZM136 70H137V68H136ZM148 70V69H147ZM168 70V69H167ZM171 70V69H170ZM181 70V69H180ZM188 70V69H187ZM34 71H35V69H34ZM48 71V70H47ZM100 71H102V70H100ZM129 71V70H128ZM140 71V70H139ZM145 71V70H144ZM173 71V70H172ZM177 71V70H176ZM175 71V72H176ZM178 71H179V69H178ZM228 71V70H227ZM230 71V70H229ZM234 71V70H233ZM250 71V70H249ZM264 71V70H263ZM0 72H1V70H0ZM6 72V71H5ZM9 72V71H8ZM16 72V71H15ZM24 72V71H23ZM26 72H27V70H26ZM52 72V71H51ZM50 72V73H51ZM54 72V71H53ZM57 72H59V70L57 71ZM69 72V71H68ZM86 72H87V70H86ZM132 72V71H131ZM174 72V71H173ZM252 72V71H251ZM257 72V71H256ZM20 73V72H19ZM37 73V72H36ZM46 73V72H45ZM62 73V72H61ZM89 73V72H88ZM98 73H99V71H98ZM102 73V72H101ZM152 73V72H151ZM181 73V72H180ZM189 73V72H188ZM200 73V72H199ZM207 73V72H206ZM240 73H242V72H240ZM261 73V72H260ZM3 74H5L4 72H3ZM42 74H44V73H42ZM47 74V73H46ZM67 74V73H66ZM85 74V73H84ZM83 74V75H84ZM96 74V73H95ZM110 74V73H109ZM133 74V73H132ZM148 74H149V72H148ZM161 74V73H160ZM185 74V73H184ZM225 74V73H224ZM239 74V73H238ZM8 75V74H7ZM20 75V74H19ZM28 75H30V74H28ZM51 75V74H50ZM59 75V74H58ZM79 75V74H78ZM86 75V74H85ZM85 75H84V77H85ZM89 75V74H88ZM100 75V74H99ZM133 75H135V74H133ZM132 75V76H133ZM147 75V74H146ZM206 75V74H205ZM263 75V74H262ZM31 76V75H30ZM32 76H34V75H32ZM43 76V75H42ZM60 76H62V75H60ZM67 76V75H66ZM76 76V75H75ZM75 76H74V78H75ZM90 76V75H89ZM114 76H115V74H114ZM123 76H125V75H123ZM142 76V75H141ZM156 76H158V75H156ZM174 77H176V75H173ZM214 76V75H213ZM248 76V75H247ZM9 77V76H8ZM21 77V76H20ZM22 77H23V75H22ZM36 77V76H35ZM59 77V76H58ZM80 77H82V76H80ZM118 77V76H117ZM127 77V76H126ZM135 77V76H134ZM151 77V76H150ZM186 77V76H185ZM202 77H204V76H202ZM219 77H222V75L221 76H219ZM255 77V76H254ZM25 78V77H24ZM31 78V77H30ZM34 78V77H33ZM32 78V79H33ZM54 78H56V77H54ZM68 78V77H67ZM87 78V77H86ZM110 78H111V76H110ZM122 78V77H121ZM130 78V77H129ZM129 78H126V79H129ZM153 78V77H152ZM151 78V79H152ZM166 78V77H165ZM229 78H230V76H229ZM233 78H235V77H232V79ZM14 79V78H13ZM12 78H11V80H13ZM47 79V78H46ZM45 79V80H46ZM49 79V78H48ZM53 79V78H52ZM61 79V78H60ZM78 79V78H77ZM92 79H93V77H92ZM108 79V78H107ZM115 79H117V78H115ZM125 79V78H124ZM139 79V78H138ZM137 79V80H138ZM142 79V78H141ZM224 79V78H223ZM227 79V78H226ZM245 79H246V77H245ZM248 79V78H247ZM246 79V80H247ZM263 79V78H262ZM10 80V79H9ZM17 80V79H16ZM36 81H37V79H35ZM55 80V79H54ZM63 80H66L65 78L63 79ZM62 80V81H63ZM69 80V79H68ZM72 80H74V79H72ZM85 79H83V81H84ZM114 80V79H113ZM144 80L145 81H143V82H145L146 83V86L148 87V80L149 79H145L144 78ZM159 80V79H158ZM211 80V79H210ZM219 80V79H218ZM228 80V79H227ZM30 81V80H29ZM34 81V80H33ZM32 81V82H33ZM39 81V80H38ZM43 81V80H42ZM58 81V80H57ZM61 81V82H62ZM79 81H80V79H79ZM93 81V80H92ZM102 81V80H101ZM122 81H124V80H122ZM129 81V80H128ZM154 81V80H153ZM162 81V80H161ZM192 81V80H191ZM202 81H203V79H202ZM209 81V80H208ZM230 81V80H229ZM12 82V81H11ZM41 82V81H40ZM48 82V80L46 81V83ZM50 82V81H49ZM72 82V81H71ZM110 82H112L111 81V79H110ZM135 82V81H134ZM200 82V81H199ZM221 82V81H220ZM226 82V81H225ZM232 82V81H231ZM230 82V83H231ZM238 82H240V81H238ZM242 82H243V80H242ZM8 83V82H7ZM13 83V82H12ZM18 83V82H17ZM16 83V84H17ZM29 83V82H28ZM42 83V82H41ZM45 83V84H46ZM58 83V82H57ZM76 83V82H75ZM82 83V82H81ZM80 83V84H81ZM91 83V82H90ZM98 83H100V82H98ZM119 83H121V82H119ZM133 83V82H132ZM136 83V82H135ZM169 83V82H168ZM191 83V82H190ZM247 83V82H246ZM246 83H245V85H246ZM254 83V82H253ZM256 83V82H255ZM261 83V82H260ZM15 84V85H16ZM51 84V83H50ZM65 84V83H64ZM79 83H78V85L79 86H81ZM83 84V83H82ZM101 84H104V83H101ZM129 84V83H128ZM173 84V83H172ZM193 84V83H192ZM195 84V83H194ZM214 84V83H213ZM224 84H226V83H224ZM223 84V85H224ZM234 84V83H233ZM243 84V83H242ZM12 85H14V84H12ZM12 85H10L11 87H12ZM21 85V84H20ZM23 85V84H22ZM32 85V84H31ZM41 85V84H40ZM39 85V86H40ZM42 85H43V83H42ZM105 85V84H104ZM121 85V84H120ZM141 85V84H140ZM179 85H180V83H179ZM190 85V84H189ZM229 85V84H228ZM238 85V84H237ZM249 85V84H248ZM252 85V84H251ZM24 86V85H23ZM34 86H35V84H34ZM45 86V85H44ZM47 86H49V84L47 85ZM56 86H58V88L60 89L61 87H59V85H56ZM61 86H64V85H62L61 84ZM65 86H67V85H65ZM64 86V87H65ZM92 86V85H91ZM90 86V87H91ZM96 86H98V85H96ZM124 86V85H123ZM156 86V85H155ZM166 86H168L167 84H166ZM187 86V85H186ZM219 86V85H218ZM222 86V85H221ZM231 86H232V84H231ZM21 87V86H20ZM30 87V86H29ZM100 87V86H99ZM103 87V86H102ZM115 87H118V86H115ZM130 87V86H129ZM133 87H134V84H133ZM144 87V86H143ZM180 87V86H179ZM212 87V86H211ZM8 88H10L9 86H8ZM63 88V87H62ZM69 88H71V87H69ZM83 88V87H82ZM101 88V87H100ZM107 88V87H106ZM124 88V87H123ZM127 88V87H126ZM150 88V87H149ZM197 88V87H196ZM200 88V87H199ZM3 89V88H2ZM2 89H0V90H2ZM65 89V88H64ZM81 89V88H80ZM96 89V88H95ZM94 89V90H95ZM98 89V88H97ZM102 89V88H101ZM105 89V88H104ZM134 89V88H133ZM203 89V88H202ZM206 89V88H205ZM247 89V88H246ZM256 89V88H255ZM11 90H13V89H11ZM29 90V89H28ZM34 90V89H33ZM39 90H41V89H39ZM45 90V89H44ZM61 90V89H60ZM63 90V89H62ZM66 90V89H65ZM72 90V89H71ZM93 90V89H92ZM116 90V89H115ZM121 90V89H120ZM119 90V91H120ZM126 90V89H125ZM146 90V89H145ZM161 90V89H160ZM192 90V89H191ZM198 90V89H197ZM213 90V89H212ZM220 90V89H219ZM5 91V90H4ZM9 91V90H8ZM8 91H6L5 93H7ZM19 91H20V89H19ZM50 92H51V90H49ZM68 91V90H67ZM78 91H80V90H78ZM77 91V92H78ZM84 91V90H83ZM99 91V90H98ZM106 91V90H105ZM135 91V90H134ZM176 91V90H175ZM187 91V90H186ZM209 91V90H208ZM214 91H216V90H214ZM237 91V90H236ZM30 92H32V89H30ZM36 92H38V89L36 90ZM35 92V93H36ZM42 92V91H41ZM44 92V91H43ZM92 92V91H91ZM139 92V91H138ZM167 92V91H166ZM191 92V91H190ZM220 92V91H219ZM242 92V91H241ZM250 92H251V90H250ZM3 93V92H2ZM15 93V92H14ZM23 93H24V91H23ZM55 93H56V91H55ZM54 93V94H55ZM59 93V92H58ZM68 93H69V91H68ZM71 93H73L72 91H71ZM75 93V92H74ZM93 93V92H92ZM217 93V92H216ZM9 94V93H8ZM12 94V93H11ZM25 94H27V93H25ZM29 94V93H28ZM40 94V93H39ZM47 94H49V93H47ZM52 94V93H51ZM51 94H50V96H51ZM60 94H62V92L60 93ZM70 94V93H69ZM79 94V93H78ZM111 94V93H110ZM151 94V93H150ZM192 94H193V92H192ZM218 94V93H217ZM2 95V94H1ZM10 95V94H9ZM15 95V94H14ZM14 95H12V96H14ZM29 95H31V94H29ZM33 95V94H32ZM35 95V94H34ZM59 95V94H58ZM67 95V94H66ZM75 95V94H74ZM89 95V94H88ZM117 95V94H116ZM124 95V94H123ZM153 95V94H152ZM175 95V94H174ZM189 95V94H188ZM209 95V94H208ZM244 95H245V93H244ZM3 96V95H2ZM24 96V95H23ZM26 96V95H25ZM42 96H43V94H42ZM49 96V97H50ZM55 96H56V94H55ZM54 96V97H55ZM94 96V95H93ZM103 96V95H102ZM128 96V95H127ZM126 96V97H127ZM156 96V95H155ZM176 96V95H175ZM183 96V95H182ZM216 96V95H215ZM230 96H231V94H230ZM243 96V95H242ZM264 96V95H263ZM7 97V96H6ZM9 97H11V96H9ZM16 97V96H15ZM14 97V98H15ZM38 97V96H37ZM36 97V98H37ZM43 97H46L45 95L43 96ZM58 97V96H57ZM56 97V98H57ZM60 97H63L62 95L60 96ZM60 97H58V98H60ZM85 97V96H84ZM95 97V96H94ZM97 97H100V96H97ZM106 97V96H105ZM139 97V96H138ZM188 97V96H187ZM190 97V96H189ZM193 97V96H192ZM191 97V98H192ZM247 97V96H246ZM25 98V97H24ZM27 98V97H26ZM72 98H73V95H72ZM86 98V97H85ZM107 98H108V96H107ZM118 98V97H117ZM121 98V97H120ZM128 98V97H127ZM190 98V99H191ZM198 98H199V96H198ZM207 98V97H206ZM220 98V97H219ZM263 98V97H262ZM4 99H5V97H4ZM11 99V98H10ZM33 99V98H32ZM103 99V98H102ZM105 99V98H104ZM109 99V98H108ZM115 99V98H114ZM123 98H121L120 100H122ZM130 99V98H129ZM132 100L134 99V96H133V98H131ZM170 99V98H169ZM188 99V98H187ZM196 99V98H195ZM213 99H214V97H213ZM234 99V98H233ZM238 99V98H237ZM243 99V98H242ZM3 100V99H2ZM6 100V99H5ZM12 100V99H11ZM21 100H24V99H21ZM34 100V99H33ZM37 100V99H36ZM55 100H57V99H55ZM55 100H53L54 102H55ZM67 100V99H66ZM72 100H74V99H72ZM81 100V99H80ZM84 100V99H83ZM86 100V99H85ZM96 100V99H95ZM106 100V99H105ZM204 100V99H203ZM230 100V99H229ZM235 100V99H234ZM239 100V99H238ZM18 101L20 102V100L18 99ZM37 101H39V100H37ZM37 101H35V102H37ZM48 101V100H47ZM50 101H52V100H50ZM52 101V102H53ZM63 101V100H62ZM191 101V100H190ZM201 101V100H200ZM206 101V100H205ZM212 101V100H211ZM221 101V100H220ZM220 101H218V103H216V107H222L223 105H224V100H223V102H220ZM236 101V100H235ZM260 101V100H259ZM262 101V100H261ZM1 102V101H0ZM3 102H4V100H3ZM3 102H2V104H3ZM13 102H15V101H12V103ZM34 102V101H33ZM45 102V101H44ZM58 102V101H57ZM74 102V101H73ZM79 102V101H78ZM77 102V103H78ZM86 102V101H85ZM95 102V101H94ZM106 102V101H105ZM123 102V101H122ZM203 102V101H202ZM215 102H217L216 100H215ZM237 102V101H236ZM250 102V101H249ZM68 103V102H67ZM88 103V102H87ZM131 103V102H130ZM139 103V102H138ZM154 103V102H153ZM194 103V102H193ZM243 103V102H242ZM247 103V102H246ZM257 103V102H256ZM261 103V102H260ZM17 104V103H16ZM22 104V103H21ZM51 104V103H50ZM61 104V103H60ZM85 104V103H84ZM104 104V103H103ZM120 104V103H119ZM169 104V103H168ZM180 104H182V103H179V105ZM195 104V103H194ZM239 104V103H238ZM258 104V103H257ZM54 105V104H53ZM58 105V104H57ZM90 105H91V103H90ZM106 105L108 106V103H106ZM115 105V104H114ZM118 105V104H117ZM128 105H129V103H128ZM136 105V104H135ZM139 105V104H138ZM157 105V104H156ZM185 105V104H184ZM200 105V104H199ZM208 105H209V103H208ZM256 105V104H255ZM32 106H34V105H31V107ZM67 106V105H66ZM81 106V105H80ZM83 106V105H82ZM101 106V105H100ZM126 106V105H125ZM145 106V105H144ZM191 106V105H190ZM231 106V105H230ZM234 106V105H233ZM4 107V106H3ZM13 107V106H12ZM18 107V106H17ZM40 107V106H39ZM39 107H38V109H39ZM43 107V106H42ZM46 107V106H45ZM65 107V106H64ZM76 107V106H75ZM10 108V107H9ZM36 108V107H35ZM48 108V107H47ZM46 108V109H47ZM50 108V107H49ZM53 108H54V106H53ZM67 108H69V106L67 107ZM121 108V107H120ZM131 108V107H130ZM149 108V107H148ZM155 108V107H154ZM185 108H187V107H185ZM196 108V107H195ZM201 108V107H200ZM205 108V107H204ZM231 108V107H230ZM246 108H247V110H248V112H250V110H249V108H248V106H246ZM254 108V107H253ZM2 109V108H1ZM8 109V108H7ZM17 109V108H16ZM30 109V108H29ZM28 109V110H29ZM33 109V108H32ZM37 109V108H36ZM51 109V108H50ZM49 109V110H50ZM60 109V108H59ZM64 109V108H63ZM79 109V108H78ZM77 109V110H78ZM113 109H115V108H113ZM132 109H135V108H132ZM167 109V108H166ZM197 109V108H196ZM255 109V108H254ZM27 110V111H28ZM35 110V109H34ZM33 110V111H34ZM42 110V109H41ZM40 110V111H41ZM67 110H69L70 111V109H67ZM72 110V109H71ZM89 110V109H88ZM87 110V111H88ZM108 110V109H107ZM116 110V109H115ZM120 110V109H119ZM126 111H127V109H125ZM131 110V109H130ZM141 110V109H140ZM200 110V109H199ZM210 110V109H209ZM258 110V109H257ZM19 111H21V110H19ZM37 111V110H36ZM39 111V112H40ZM43 111V110H42ZM41 111V112H42ZM84 111V110H83ZM98 111V110H97ZM109 111V110H108ZM144 111V110H143ZM142 111V112H143ZM221 111V110H220ZM254 111V110H253ZM260 111V110H259ZM16 112V111H15ZM25 112V111H24ZM32 112V111H31ZM57 112H60V110H58ZM74 112V111H73ZM73 112H71V113H73ZM93 112V111H92ZM99 112V111H98ZM107 112V111H106ZM114 112V111H113ZM132 112V111H131ZM146 112V111H145ZM216 112V111H215ZM2 113V112H1ZM88 113V112H87ZM95 113V112H94ZM111 113V112H110ZM119 113V112H118ZM139 113V112H138ZM178 113V112H177ZM176 113V114H177ZM192 113V112H191ZM211 113V112H210ZM209 113V114H210ZM233 113V112H232ZM36 114V113H35ZM37 114H38V112H37ZM40 114V113H39ZM66 114L67 113H65V116H66ZM109 114V113H108ZM112 114V113H111ZM124 114V113H123ZM148 114V113H147ZM149 114H150V112H149ZM148 114V115H149ZM154 114V113H153ZM165 114V113H164ZM12 115V114H11ZM24 115V114H23ZM45 115V114H44ZM77 115V114H76ZM114 115V114H113ZM118 115V114H117ZM179 115V114H178ZM214 115H215V113H214ZM213 115V116H214ZM219 115V114H218ZM236 115V114H235ZM255 114H253V116H254ZM1 116H2V114H1ZM5 116V115H4ZM9 116V115H8ZM32 116V115H31ZM41 116V115H40ZM56 116V115H55ZM59 116V115H58ZM68 116V115H67ZM97 116V115H96ZM104 116V115H103ZM116 116V115H115ZM123 116V115H122ZM126 116H128V115H126ZM140 116H141V114H140ZM166 116V115H165ZM190 116V115H189ZM238 116V115H237ZM243 116H244V114H243ZM15 117V116H14ZM25 117V116H24ZM27 117V116H26ZM36 117H37V115H36ZM72 117V116H71ZM82 117H84V115L82 116ZM108 117V116H107ZM182 117H184V116H182ZM210 117H211V115H210ZM210 117H208V115L206 114V115H204L203 116V120H202V122H203V124L204 125H208V124H210L213 120L210 118ZM219 117V116H218ZM230 117V116H229ZM240 119L242 118V116L240 115V116H238ZM246 117V116H245ZM248 117L250 118V116L248 115ZM11 118V117H10ZM38 118V117H37ZM48 118V117H47ZM50 118V117H49ZM49 118H48V120H49ZM52 119L54 118V116L53 117H51ZM58 118V117H57ZM66 118V117H65ZM64 118V119H65ZM77 118H79V117H77ZM81 118V117H80ZM91 118V117H90ZM96 118V117H95ZM113 118V117H112ZM141 118V117H140ZM187 118V117H186ZM200 118V117H199ZM217 118V117H216ZM234 118V117H233ZM254 118V117H253ZM7 119H9V118H7ZM6 119V120H7ZM28 119V118H27ZM36 119V118H35ZM60 119V118H59ZM101 119H103V118H101ZM108 119V118H107ZM142 119V118H141ZM192 119V118H191ZM198 119V118H197ZM219 119V118H218ZM227 119V118H226ZM262 119V118H261ZM264 119V118H263ZM25 120V119H24ZM29 120V119H28ZM43 120V119H42ZM47 120V121H48ZM62 120V119H61ZM66 120V119H65ZM77 120V119H76ZM81 120V119H80ZM83 120V119H82ZM84 120H85V118H84ZM94 120V119H93ZM99 120H100V118H99ZM105 120V119H104ZM113 120V119H112ZM114 120H116V119H114ZM137 120V119H136ZM151 120V119H150ZM174 120V119H173ZM255 120V119H254ZM17 121V120H16ZM19 121V120H18ZM46 121V122H47ZM121 121H122V119H121ZM120 121V122H121ZM248 121V120H247ZM246 121V122H247ZM10 122V121H9ZM36 122H38V123H40V121H36ZM43 122H44V120H43ZM45 122V123H46ZM73 122V121H72ZM105 122V121H104ZM108 122V121H107ZM110 122H111V120H110ZM109 122V123H110ZM131 122V121H130ZM137 122V121H136ZM149 122V121H148ZM152 122V121H151ZM155 122V121H154ZM173 122V121H172ZM186 122V121H185ZM253 122V121H252ZM6 123V122H5ZM20 123V122H19ZM79 123H82L81 121H79ZM88 123V122H87ZM95 123V122H94ZM101 122L99 121V124H100ZM103 123V122H102ZM132 123V122H131ZM140 123V122H139ZM169 123V122H168ZM201 123V122H200ZM215 123V125H220L221 124V122H214ZM241 123V122H240ZM260 124H259V126H258V130H259V128H264V120L262 121L261 120V122H259ZM13 124H15V123H13ZM31 124H33V123H31ZM44 124V123H43ZM107 124V123H106ZM112 124V123H111ZM127 124V123H126ZM129 124V123H128ZM148 124V123H147ZM159 124V123H158ZM182 124V123H181ZM196 124V123H195ZM203 124H202V126H203ZM229 124V123H228ZM238 124V123H237ZM243 124V123H242ZM255 124V123H254ZM3 125V124H2ZM21 125V124H20ZM26 125V124H25ZM63 126H64V124H62ZM67 125V124H66ZM81 125V124H80ZM91 125V124H90ZM94 125V124H93ZM95 125H97V124H95ZM100 125H102V124H100ZM108 125V124H107ZM113 125V124H112ZM120 125V124H119ZM132 125V124H131ZM151 125V124H150ZM153 125V124H152ZM235 125V124H234ZM246 125H247V123H246ZM246 125L245 124H243V125H238L237 126V128L235 129V130H233V131H231L232 133H230V137L231 138H237V139H241V138H249L250 139V141L252 140V136H251V133H250V131L248 130V128L246 127ZM46 126H48V125H46ZM89 126V125H88ZM105 126V125H104ZM103 126V128H105ZM116 126H117V124H116ZM130 126V125H129ZM146 126V125H145ZM169 126V125H168ZM3 127V126H2ZM30 127V126H29ZM36 127V126H35ZM56 127V126H55ZM95 127H97V126H95ZM102 127V126H101ZM109 127H110V125H109ZM109 127H106V128H109ZM112 127V126H111ZM130 127H133V126H130ZM129 127V128H130ZM134 127H135V125H134ZM138 127V126H137ZM136 127V128H137ZM188 127V126H187ZM196 127V126H195ZM208 127V126H207ZM213 127V126H212ZM251 127V126H250ZM6 128V127H5ZM12 128V127H11ZM38 128V127H37ZM58 128V127H57ZM72 128V127H71ZM78 128V127H77ZM91 128V127H90ZM122 128V127H121ZM174 128V127H173ZM172 128V129H173ZM176 128H177V126H176ZM181 128H182V126H181ZM186 128V127H185ZM200 128V127H199ZM232 128V127H231ZM253 128H254V126H253ZM0 129H2V128H0ZM7 129V128H6ZM39 129H41V126L39 127ZM64 129V128H63ZM66 129V128H65ZM82 129V128H81ZM94 129V128H93ZM99 129V128H98ZM102 129V128H101ZM100 129V130H101ZM110 129V128H109ZM123 129V128H122ZM122 129H121V132H122ZM132 129V128H131ZM149 129V128H148ZM205 129H206V127H205ZM225 129V128H224ZM11 130V129H10ZM33 130V129H32ZM37 130V129H36ZM68 130V129H67ZM99 130V131H100ZM111 130V129H110ZM130 130V129H129ZM216 130V129H215ZM264 130V129H263ZM27 131V130H26ZM71 131H72V129H71ZM88 131V130H87ZM114 131V130H113ZM148 131V130H147ZM181 131V130H180ZM199 131V130H198ZM255 131V130H254ZM262 131V130H261ZM16 132V131H15ZM64 132V131H63ZM74 132V131H73ZM80 132V131H79ZM92 132V131H91ZM94 132V131H93ZM115 132H117V128L115 129ZM156 132V131H155ZM163 132V131H162ZM178 132V131H177ZM6 133H8V131H6ZM5 133V134H6ZM12 133V132H11ZM34 133V132H33ZM32 133V134H33ZM78 133V132H77ZM95 133V132H94ZM112 133H114V132H112ZM130 133V132H129ZM196 133V132H195ZM200 133V132H199ZM207 133V132H206ZM229 133V132H228ZM9 134V133H8ZM18 134V133H17ZM68 134V133H67ZM83 133H81V135H82ZM97 134V133H96ZM103 134V133H102ZM106 134V133H105ZM122 134V133H121ZM215 134V133H214ZM11 135V134H10ZM36 137H32V135H30L31 137H29L28 135V137L29 138H27L26 140H27V142H24L25 144H23V147H22V144H20V145H17L16 147H15V149H14V152H13V154H14V158H15V160L20 164V165H22V167H20L21 169H24V171H26L27 170V172L26 173H28V171H30V175H31V172H35V171H37L39 168H41V167H43V166H47L48 167V171L49 170H54L55 168L54 167H56V168H62L61 170L63 171V170H65V169H72L73 171H75L74 169H75V166H74V163L75 162H73V163H71L72 161H76V160H79L78 159V157L77 156H68L67 157V155H66V150L62 147V143L63 142H61L62 141V137H60V132H58L57 133V130L55 131V132H53V131H51V130H48V128H45V129H42V130H40V131H36L35 132V134H34ZM104 135V134H103ZM137 135H138V133H137ZM173 135H175V134H173ZM196 135V134H195ZM5 136V135H4ZM9 136V135H8ZM13 136V135H12ZM18 136V135H17ZM67 136V135H66ZM83 136V135H82ZM98 136H99V134H98ZM98 136H96V137H98ZM130 135H128V137H129ZM132 136V135H131ZM158 136V135H157ZM179 136V135H178ZM194 136V135H193ZM197 136V135H196ZM260 136V135H259ZM7 137V136H6ZM71 137V136H70ZM75 137V136H74ZM109 137H110V135H109ZM115 137H117V136H115ZM122 137V136H121ZM120 137V138H121ZM180 137V136H179ZM215 137V136H214ZM228 137V136H227ZM255 136H253V138H254ZM264 137V136H263ZM1 138V137H0ZM94 138V137H93ZM101 138V137H100ZM105 138V137H104ZM119 138V139H120ZM127 138V137H126ZM125 138V139H126ZM131 138V137H130ZM171 138V137H170ZM204 138H205V136H204ZM218 138V137H217ZM6 139V138H5ZM12 139V138H11ZM81 139V138H80ZM99 139V138H98ZM102 139V138H101ZM113 138H111L110 140H112ZM149 139V138H148ZM173 139H174V137H173ZM199 139V138H198ZM216 139V138H215ZM249 139H247V140H249ZM65 140H66V138H65ZM91 140V139H90ZM109 140V141H110ZM118 140V139H117ZM121 140V139H120ZM120 140H118V142L120 141ZM122 140H123V138H122ZM121 140V141H122ZM132 140V139H131ZM137 140V139H136ZM193 140V139H192ZM262 140V139H261ZM3 141V140H2ZM22 141V140H21ZM24 141V140H23ZM97 141V140H96ZM101 142H103V140H100ZM108 141V142H109ZM125 141V140H124ZM185 140H183L182 142H184ZM203 141V140H202ZM233 141H235V140H233ZM241 141V140H240ZM249 141V142H250ZM1 142V141H0ZM12 142V141H11ZM68 142V141H67ZM66 142V143H67ZM100 142V143H101ZM117 142V143H118ZM127 142V141H126ZM125 142V143H126ZM129 142V141H128ZM127 142V143H128ZM144 142H146V141H144ZM161 142V141H160ZM169 142V141H168ZM188 142H189V140H188ZM197 142V141H196ZM17 143H19V142H17ZM150 143V142H149ZM167 143V142H166ZM230 143V142H229ZM78 144V143H77ZM90 144V143H89ZM95 144V143H94ZM108 144V143H107ZM112 144H114V143H112ZM111 144V145H112ZM129 144V143H128ZM136 144V143H135ZM145 144V143H144ZM154 144V143H153ZM153 144H152V146H153ZM157 144V143H156ZM186 144V143H185ZM193 144V143H192ZM214 144V143H213ZM224 144V143H223ZM254 144V143H253ZM253 144H251V145H253ZM264 144V143H263ZM3 145V144H2ZM9 145V144H8ZM16 145V144H15ZM66 145V144H65ZM88 145V144H87ZM98 145H99V143H98ZM103 145V144H102ZM116 145V144H115ZM115 145H114V147H115ZM119 145V144H118ZM143 145V144H142ZM141 145V146H142ZM146 145V144H145ZM171 145V144H170ZM235 145V144H234ZM249 145V144H248ZM257 146H258V144H256ZM90 146V145H89ZM174 146H176V145H174ZM191 146V145H190ZM206 146V145H205ZM216 146V145H215ZM72 147V146H71ZM80 147V146H79ZM83 147V146H82ZM81 147V148H82ZM94 147V146H93ZM113 147V148H114ZM169 147H171V146H169ZM187 147V146H186ZM189 147V146H188ZM213 147V146H212ZM9 149H10V147H8ZM86 148H88V150L89 149H94V148H90V147H86ZM85 148V149H86ZM100 148H102V147H100ZM117 148V147H116ZM115 148V149H116ZM124 148V147H123ZM143 148V147H142ZM142 148H140V149H142ZM147 148V147H146ZM180 148V147H179ZM183 148H184V146H183ZM218 148V147H217ZM225 148V147H224ZM235 148V147H234ZM241 148V147H240ZM7 149V148H6ZM76 149H78V148H76ZM119 149V148H118ZM131 149V148H130ZM144 149H145V147H144ZM143 149V150H144ZM148 149H150L149 147H148ZM201 149H203V148H201ZM248 149H250V147L249 146H247V147H244L242 150H244V151H246V150H248ZM260 149V148H259ZM264 149V148H263ZM1 150V149H0ZM12 150V149H11ZM87 150V149H86ZM95 150H96V148H95ZM111 150V149H110ZM122 150V149H121ZM129 150V149H128ZM173 150V149H172ZM232 150V149H231ZM252 150H254V149H252ZM4 151V150H3ZM92 151L93 150H89L87 153L88 154H93L92 153ZM103 151V150H102ZM107 151V150H106ZM118 151V150H117ZM125 151V150H124ZM123 151V153H125V154H122V155H120L119 153H117V154H115V155H113V156H104L103 158H102V156L104 155H101V156H99V158H97L96 157V159H97V161L96 160H94L93 162L92 161H89L88 163H84V167L85 166H88L89 168H91L92 169V171H93V173H95L96 172V170H95V168H96V166H97V164H98V175H99V178H100V182H101V184L102 185H105L104 183H106V186H105V188H108V190L110 191V192H118V191H120V192H122V193H126L127 195H130L131 197H133V199H134V195H135V197H136V195H138L141 191H144L147 187H149L150 185H158L160 188H161V190L162 191H164L165 192V195H170L171 197H173V198H177V199H179V200H181V203H185V205H187L188 206V208H189V206H191V205H193L194 204V206H196L195 204L197 203V202H199L201 199H202V193H201V186H200V182H199V180H198V182H195V176H193L191 173H186L184 176H183V178H184V181H183V183L182 182H180L179 180H178V175L168 166V165H166V164H164V163H162L163 161L162 160H153L151 157H143V158H141V157H138L137 155H140L139 153H138V151H137V153L136 154H129V155H126L127 153L126 152H124ZM136 151V150H135ZM140 151V150H139ZM148 151V150H147ZM227 151V150H226ZM235 151V150H234ZM233 151V152H234ZM7 152V151H6ZM10 152V151H9ZM69 152V151H68ZM94 152V151H93ZM98 152V151H97ZM110 152V151H109ZM114 152H116V151H114ZM127 152H131V153H133V151H127ZM203 152V151H202ZM220 152V151H219ZM248 152H249V150H248ZM258 152V151H257ZM111 153V152H110ZM161 153V152H160ZM172 153V152H171ZM178 153V152H177ZM201 153V152H200ZM210 153V152H209ZM214 153V152H213ZM242 153H244V152H242ZM12 154V153H11ZM167 154V153H166ZM188 154V153H187ZM257 154V153H256ZM264 154V153H263ZM4 155H6V154H4ZM72 155V154H71ZM76 155H78L77 153H76ZM126 155V156H125ZM157 155V154H156ZM159 155V154H158ZM179 155V154H178ZM229 155H230V153H229ZM235 155H238V154H235ZM260 155V154H259ZM163 156H164V154H163ZM170 156V155H169ZM175 156V155H174ZM185 156V155H184ZM193 156V155H192ZM8 157V156H7ZM72 157V160H71V164L69 165V166H67V167H64L67 163H69L68 162V160H70V158ZM95 157V156H94ZM153 157V156H152ZM157 157V156H156ZM178 157V156H177ZM205 157V156H204ZM224 157V156H223ZM236 157V156H235ZM254 157H256V156H254ZM258 157V156H257ZM80 158H82V157H80ZM87 158V157H86ZM101 158H102V160H101ZM161 158V157H160ZM159 158V159H160ZM165 158H167V157H165ZM217 158V157H216ZM220 158V157H219ZM241 158V157H240ZM2 159V158H1ZM83 159V158H82ZM178 159V158H177ZM242 159V158H241ZM256 159V158H255ZM3 160V159H2ZM6 160V159H5ZM9 160H10V158H9ZM11 160L13 161V158H11ZM148 160H153V161H155V162H149V163H146ZM169 160V159H168ZM180 160V159H179ZM179 160H178V162H179ZM186 160V159H185ZM197 160V159H196ZM203 160V159H202ZM225 160V159H224ZM248 160V159H247ZM80 161V160H79ZM82 162H85L84 160H81ZM100 161V162H99ZM102 161V162H101ZM160 161H162V162H160ZM180 161H182V160H180ZM193 161V160H192ZM204 161V160H203ZM208 161H210V160H208ZM226 162H227V160H225ZM237 160H235V162H236ZM242 161V160H241ZM240 161V162H241ZM92 162V163H91ZM169 162V161H168ZM191 162V161H190ZM231 162V161H230ZM254 162V161H253ZM165 163H166V161H165ZM175 163V162H174ZM201 163H203V162H201ZM209 163V162H208ZM232 163H233V160H232ZM2 164V163H1ZM99 164H102V166H101V168H100V166H99ZM171 164V163H170ZM227 164H229V163H227ZM204 165H205V163H204ZM226 165V164H225ZM224 165V166H225ZM241 165V164H240ZM195 166V165H194ZM209 166V165H208ZM235 166V165H234ZM245 166V165H244ZM4 167V166H3ZM77 167V166H76ZM172 167V166H171ZM176 167V166H175ZM174 166H173V168H175ZM192 167V166H191ZM223 167V166H222ZM228 167V166H227ZM227 167H225L226 169H227ZM190 168V167H189ZM231 168V167H230ZM234 168V167H233ZM57 169V170H58ZM185 169V168H184ZM215 169V168H214ZM243 169H244V167H243ZM247 169V168H246ZM261 169V174L260 175H258L260 178H261V182H259L260 184H262L263 182H264V156H261L260 157V159L259 160H257L256 159V170H260ZM40 170V169H39ZM38 170V171H39ZM189 170V169H188ZM192 170V169H191ZM204 170V169H203ZM228 170V169H227ZM238 170V169H237ZM202 171V170H201ZM205 171V170H204ZM216 171V170H215ZM220 171H222V170H220ZM229 171H230V169H229ZM231 171H232V169H231ZM243 171V170H242ZM244 171H245V169H244ZM8 172V171H7ZM64 172H66V171H64ZM64 172H63V174H64ZM189 172V171H188ZM207 172V171H206ZM219 172V171H218ZM12 173V172H11ZM47 173V172H46ZM56 173V172H55ZM201 173V172H200ZM212 173H213V171H212ZM238 173V172H237ZM245 173V172H244ZM8 174V173H7ZM29 174V173H28ZM67 174V173H66ZM71 174H72V176H71ZM70 174V178H71V180L70 181H67V182H69L70 183V185L73 187V188H79L82 184H83V182H84V179H90L89 177H88V175H86L85 177L84 176H82L81 174H78L77 172H75L74 174L73 173H71ZM216 174V173H215ZM227 174H228V172H227ZM231 174V173H230ZM243 174V173H242ZM2 175H5V174H2ZM10 175V174H9ZM45 175V174H44ZM54 175V174H53ZM56 175V174H55ZM69 175V174H68ZM211 175V174H210ZM221 175V174H220ZM254 175H256V174H254ZM21 176V175H20ZM27 176V175H26ZM199 176V175H198ZM215 176V175H214ZM219 176V175H218ZM244 176V175H243ZM19 177V176H18ZM22 177H23V175H22ZM31 177V176H30ZM208 177V176H207ZM229 177H231V176H229ZM6 178V177H5ZM13 178V177H12ZM15 178V177H14ZM27 178V177H26ZM35 178V177H34ZM47 178V177H46ZM66 178V177H65ZM69 178V179H70ZM92 178V177H91ZM196 178H197V175H196ZM202 178V177H201ZM213 178V177H212ZM223 178V177H222ZM254 178H255V176H254ZM17 179V178H16ZM52 179V178H51ZM62 179V178H61ZM96 179V178H95ZM203 179V178H202ZM205 179H206V177H205ZM9 180V179H8ZM14 180V179H13ZM19 180H20V178H19ZM44 180V179H43ZM59 180H60V178H59ZM63 180V179H62ZM67 180V179H66ZM94 180V179H93ZM238 180V179H237ZM248 180V179H247ZM29 181V180H28ZM31 181H33V179L31 180ZM96 181V180H95ZM94 181V182H95ZM202 181V180H201ZM218 181H219V178H218ZM222 181H224V180H222ZM234 181H235V179H234ZM242 181V180H241ZM14 182H15V180H14ZM99 182V181H98ZM213 182V181H212ZM226 182V181H225ZM238 182H240L239 180H238ZM34 183V182H33ZM59 183H60V181H59ZM92 183V182H91ZM95 183H97V181L95 182ZM200 183V184H199ZM208 183H209V181H208ZM207 183V184H208ZM243 183V182H242ZM37 184V183H36ZM100 183H98L97 185H99ZM229 184V183H228ZM234 184V183H233ZM245 184V183H244ZM254 184V183H253ZM11 185H12V183H11ZM21 185V184H20ZM24 185V184H23ZM30 185V184H29ZM51 185V184H50ZM92 185H93V183H92ZM95 185V184H94ZM96 185V186H97ZM203 185V184H202ZM220 185V184H219ZM224 185V184H223ZM264 185V184H263ZM6 186V185H5ZM14 186V185H13ZM66 186V185H65ZM152 186H151V188H152ZM218 186V185H217ZM20 187V186H19ZM27 187V186H26ZM32 187V186H31ZM99 187H101V186H99ZM98 187V188H99ZM203 187V186H202ZM207 187V186H206ZM260 187V186H259ZM258 187V188H259ZM24 188V187H23ZM30 188V187H29ZM85 188H87V187H85ZM102 188V187H101ZM232 188V187H231ZM240 188V187H239ZM12 189V188H11ZM70 189V188H69ZM154 189V188H153ZM208 189V188H207ZM217 190H218V187L216 188ZM242 189V188H241ZM244 189H245V191L244 192H248V193H250L251 194V198H249V200H253L254 201V199H255V195H256V192L259 190H257V191H251V190H246V189H248L247 187H244ZM7 190V189H6ZM26 190V189H25ZM41 190V189H40ZM50 190H52V189H50ZM54 190V189H53ZM77 191H78V189H76ZM91 190V189H90ZM90 190H88L87 192H89ZM92 190H94V189H92ZM148 190V189H147ZM238 190V189H237ZM253 190H256L255 189V187H254V189ZM261 190H262V188H261ZM43 191V190H42ZM46 191H48V190H46ZM57 191V190H56ZM67 191V190H66ZM152 191V190H151ZM209 191V190H208ZM219 191V190H218ZM228 191V190H227ZM229 191H232V190H229ZM16 192V191H15ZM20 192V191H19ZM18 192V193H19ZM44 192V191H43ZM97 192H99V191H97ZM107 192V191H106ZM148 193V191H145V193ZM157 192V191H156ZM211 192H212V190H211ZM260 192V191H259ZM7 193V192H6ZM10 193V192H9ZM40 193V192H39ZM91 193V192H90ZM95 193V192H94ZM105 193V192H104ZM108 193V192H107ZM121 193V194H122ZM152 193V192H151ZM13 194V193H12ZM11 194V195H12ZM21 194V193H20ZM42 194V193H41ZM56 194V193H55ZM67 194V193H66ZM93 194V193H92ZM116 194V193H115ZM121 194H120V196H121ZM164 194V193H163ZM205 194V193H204ZM221 194V193H220ZM223 194V193H222ZM228 194H229V192H228ZM237 194V193H236ZM262 194V193H261ZM59 195V194H58ZM64 195V194H63ZM90 195V194H89ZM94 195V194H93ZM97 195V194H96ZM141 197H142V194H139ZM144 195V194H143ZM162 195V194H161ZM4 196V195H3ZM13 196H14V194H13ZM24 196H25V194H24ZM29 196V195H28ZM48 196V195H47ZM50 196V195H49ZM55 196V195H54ZM98 196H100V195H98ZM145 196H147L148 197V195L146 194ZM207 196V195H206ZM210 196H212V195H210ZM216 197H218L217 195H215ZM234 196V195H233ZM243 196V195H242ZM241 196V197H242ZM246 196V195H245ZM248 196V195H247ZM262 196V195H261ZM61 197V196H60ZM77 197V196H76ZM84 197V196H83ZM88 197V196H87ZM97 197V196H96ZM101 197V196H100ZM99 197V199H101ZM123 197V196H122ZM139 197V196H138ZM166 197H169V196H165V197H163V198H166ZM256 197H258V196H256ZM12 198V197H11ZM54 198V197H53ZM78 198V197H77ZM76 198V199H77ZM104 198V197H103ZM126 198V197H125ZM150 198V197H149ZM173 198H169V199H173ZM212 198H214V197H212ZM230 198V197H229ZM23 199V198H22ZM66 199V198H65ZM98 199V200H99ZM123 199H124V197H123ZM132 199V201L131 202H133L134 200ZM148 199V198H147ZM167 199V198H166ZM204 199V198H203ZM240 199V198H239ZM238 199V200H239ZM258 199V198H257ZM28 200V199H27ZM40 200V199H39ZM43 200V199H42ZM50 200V199H49ZM72 200V199H71ZM93 200V199H92ZM102 200V199H101ZM106 200V199H105ZM125 200V199H124ZM129 200V199H128ZM138 200V199H137ZM136 200V201H137ZM141 200H146V198L144 197V199H141ZM159 200H160V197H159ZM219 200V199H218ZM12 201V200H11ZM52 201V200H51ZM77 201V200H76ZM79 201V200H78ZM86 201V200H85ZM88 201V200H87ZM119 201V200H118ZM123 201V200H122ZM183 201V202H182ZM202 201V200H201ZM212 201V200H211ZM222 201H223V199H222ZM226 201V200H225ZM256 201V200H255ZM260 201V200H259ZM263 201H264V199H263ZM263 201H261V203L263 202ZM41 202V201H40ZM53 202H56V201H53ZM81 201H79V203H80ZM83 202V201H82ZM89 202H90V200H89ZM94 202V201H93ZM100 202V201H99ZM124 202V201H123ZM147 201H145V203H146ZM150 202H152V201H150ZM149 202V203H150ZM158 202V201H157ZM159 202H161V201H159ZM165 202H166V200H165ZM170 202H172V201H170ZM235 202V201H234ZM244 203H245V201H243ZM9 203H11V202H9ZM42 203V202H41ZM60 203V202H59ZM65 203H66V201H65ZM122 203V202H121ZM135 204H136V202H134ZM174 203V200H173V202H172V204ZM211 203V202H210ZM249 203V202H248ZM253 203V202H252ZM18 204H20V203H18ZM58 204V203H57ZM72 204V203H71ZM93 204V203H92ZM95 204V203H94ZM97 204V203H96ZM104 204V203H103ZM128 204V203H127ZM142 204V203H141ZM160 204V203H159ZM162 204V203H161ZM168 204V203H167ZM174 204H176V202L174 203ZM202 204V203H201ZM212 204V203H211ZM214 204H216V203H214ZM246 204V203H245ZM254 204V206H255V203H253ZM252 204V205H253ZM22 205V204H21ZM27 205V204H26ZM37 205H38V203H37ZM55 205H56V203H55ZM77 205H79V204H77ZM105 205V204H104ZM111 205V204H110ZM122 205V204H121ZM124 206L126 205V203L125 204H123ZM170 204H168V206H169ZM251 205V204H250ZM260 205H263L264 206V204H260ZM66 206H67V204H66ZM85 206H87V205H85ZM107 206H109V205H107L106 204V207ZM118 206V205H117ZM164 206H166V205H164ZM168 206H166V207H168ZM174 206V205H173ZM173 206H172V208H173ZM176 206H177V204H176ZM175 206V207H176ZM179 206H181V205H178V207ZM194 206H192L191 207V210L192 209H194ZM238 206H240V205H238ZM245 206V205H244ZM22 207V206H21ZM52 207V206H51ZM90 207H92V206H90ZM94 207H96V205L94 206ZM110 207H112V206H110ZM146 207H148V206H146ZM151 207V206H150ZM182 207V206H181ZM186 207V206H185ZM185 207H184V210H185ZM206 207V206H205ZM204 207V208H205ZM229 207V206H228ZM41 208V207H40ZM56 208V207H55ZM68 208V207H67ZM105 208V207H104ZM125 208V207H124ZM123 208V209H124ZM153 208V207H152ZM163 208V207H162ZM161 208V209H162ZM187 208V209H188ZM209 208V207H208ZM254 208H256V206L254 207ZM21 209V208H20ZM24 209V208H23ZM62 209V208H61ZM75 209V208H74ZM79 209V208H78ZM82 209V208H81ZM80 209V210H81ZM113 209V208H112ZM116 209V208H115ZM122 209V208H121ZM150 209V208H149ZM176 209V208H175ZM202 209V208H201ZM209 209H211V208H209ZM213 209V208H212ZM225 209V208H224ZM228 209V208H227ZM22 210V209H21ZM41 210V209H40ZM43 210V209H42ZM48 210V209H47ZM92 210H94V209H92ZM136 210V209H135ZM163 210V209H162ZM161 210V211H162ZM190 210V209H189ZM190 210V211H191ZM198 210V209H197ZM206 210V209H205ZM218 210V209H217ZM221 210V209H220ZM244 210H245V208H244ZM263 210V212H264V208L262 209ZM4 211V210H3ZM20 211V210H19ZM39 211V210H38ZM62 211V210H61ZM64 211V210H63ZM103 211H105V209L103 210ZM112 211V210H111ZM143 211H144V209H143ZM150 211V210H149ZM181 211V210H180ZM186 211V210H185ZM196 211V210H195ZM207 211V210H206ZM213 211V210H212ZM235 211V210H234ZM247 211V210H246ZM245 211V212H246ZM258 211V210H257ZM14 212V211H13ZM93 212V211H92ZM95 212V211H94ZM101 212V211H100ZM151 212V211H150ZM177 212V211H176ZM182 212V211H181ZM189 212V211H188ZM209 212V211H208ZM214 212V211H213ZM238 212H240V211H238ZM244 212V213H245ZM250 212V211H249ZM248 212V213H249ZM254 212V211H253ZM259 212V211H258ZM50 213H52V212H50ZM56 213V212H55ZM96 213V212H95ZM146 213V211L144 212V214ZM156 213V212H155ZM180 213V212H179ZM184 213V212H183ZM199 214V212H196V214ZM203 213H204V211H203ZM220 213V212H219ZM228 213V212H227ZM226 213V214H227ZM10 214V213H9ZM15 214V213H14ZM33 214V213H32ZM58 214V212L56 213V215ZM128 214V213H127ZM131 214H133L132 212H131ZM147 214V213H146ZM152 214V213H151ZM186 214H187V212H186ZM191 214V213H190ZM197 214V215H198ZM206 214H207V212H206ZM215 214H217V213H215ZM240 214V213H239ZM247 214V213H246ZM256 214V213H255ZM254 214V215H255ZM19 215V214H18ZM37 215H40V214H37ZM49 215V214H48ZM51 215V214H50ZM49 215V216H50ZM86 215V214H85ZM94 215V214H93ZM124 215V214H123ZM148 215V214H147ZM154 215V214H153ZM156 216H157V214H155ZM170 215V214H169ZM185 215V214H184ZM203 215V214H202ZM209 215V214H208ZM211 215H213V214H211ZM236 215V214H235ZM245 215V214H244ZM54 216V215H53ZM79 216H80V214H79ZM78 216V217H79ZM82 216H83V214H82ZM100 216V215H99ZM105 216V215H104ZM112 216V215H111ZM136 216V215H135ZM141 216V215H140ZM174 216V215H173ZM172 216V217H173ZM177 216H178V214H177ZM195 216V215H194ZM200 216H201V213H200ZM216 216V215H215ZM239 216V215H238ZM253 216V215H252ZM259 216H261V215H259ZM50 217H52V216H50ZM55 217V216H54ZM59 217H60V214H59ZM58 217V218H59ZM64 217H66V216H64ZM69 217V216H68ZM94 217V216H93ZM160 217V216H159ZM158 217V218H159ZM181 217H182V215H181ZM189 217H191V216H189ZM203 217V216H202ZM211 217V216H210ZM209 217V218H210ZM221 217H223V216H221ZM220 217V218H221ZM224 217H226V216H224ZM241 217V216H240ZM263 217V216H262ZM77 218V217H76ZM83 218V217H82ZM89 218V217H88ZM106 218V217H105ZM109 218V217H108ZM139 218V217H138ZM152 218V217H151ZM177 218V217H176ZM175 218V219H176ZM205 218V217H204ZM207 218V217H206ZM217 218V217H216ZM237 218V217H236ZM4 219V218H3ZM7 219V218H6ZM9 219V218H8ZM41 219H42V217H41ZM43 219H44V217H43ZM46 219V218H45ZM44 219V220H45ZM84 219V218H83ZM135 219V218H134ZM155 219V218H154ZM164 219V218H163ZM198 219V218H197ZM208 219V218H207ZM224 219V218H223ZM245 219V218H244ZM18 220V219H17ZM37 220V219H36ZM39 220V219H38ZM46 220H49V217H48V219H46ZM60 220V219H59ZM73 220V219H72ZM97 220V219H96ZM109 220H111V219H109ZM120 220V219H119ZM130 220V219H129ZM142 220V219H141ZM145 220V219H144ZM147 220V219H146ZM165 220V219H164ZM167 220H168V218H167ZM185 220V219H184ZM191 220V219H190ZM205 220V219H204ZM219 220V219H218ZM258 220V219H257ZM34 221V220H33ZM56 221V220H55ZM103 221H105V220H103ZM166 221V220H165ZM173 221V220H172ZM178 221V220H177ZM198 221V220H197ZM196 221V222H197ZM208 221L209 220H207V223H208ZM224 221V220H223ZM223 221H221V222H223ZM234 221V220H233ZM263 221V220H262ZM261 221V222H262ZM30 222V221H29ZM50 222V221H49ZM67 222V221H66ZM76 222V221H75ZM77 222H79V221H77ZM85 222V221H84ZM91 222V221H90ZM111 222V221H110ZM118 222V221H117ZM134 222V221H133ZM140 222V221H139ZM175 222V221H174ZM184 222V225H185V221H183ZM188 222H189V220H188ZM195 222V221H194ZM241 222H243V221H241ZM245 222V221H244ZM257 222V221H256ZM261 222H259V223H261ZM7 223V222H6ZM45 223V222H44ZM63 223V222H62ZM80 223V222H79ZM124 223V222H123ZM171 223V222H170ZM215 223V222H214ZM236 223V222H235ZM238 223H240V222H238ZM246 223V222H245ZM250 223V222H249ZM1 224H3V223H1ZM1 224H0V226H1ZM31 224V223H30ZM41 224H42V226H43V221H42V223H40V226H41ZM228 224H230V223H228ZM234 224V223H233ZM244 223H242V225H243ZM34 225H35V223H34ZM50 225V224H49ZM52 225V224H51ZM60 225H62V224H60ZM67 225V224H66ZM92 225V224H91ZM90 225V226H91ZM103 225V224H102ZM111 225V224H110ZM114 225V224H113ZM124 225H126V224H124ZM129 225H131V224H129ZM135 225V224H134ZM136 225H138V224H136ZM140 225V224H139ZM168 225V224H167ZM173 225V224H172ZM172 225L170 226V227H172ZM194 225V224H193ZM208 225H210V224H208ZM226 225V224H225ZM239 226H240V224H238ZM238 225H235V226H237V228H241V226L240 227H238ZM246 225H248V224H246ZM55 226H57L56 224H55ZM107 226V225H106ZM128 226V225H127ZM169 226V225H168ZM181 226V225H180ZM220 226V225H219ZM245 226V225H244ZM243 226V227H244ZM252 226V225H251ZM261 226V225H260ZM28 227H30V225L28 226ZM45 227V226H44ZM50 227V226H49ZM68 227V226H67ZM70 227V226H69ZM182 227H183V225H182ZM226 227H227V225H226ZM234 227V226H233ZM38 228V227H37ZM52 228V227H51ZM72 228V227H71ZM84 228V227H83ZM94 228V227H93ZM109 228V227H108ZM125 228V227H124ZM129 228V227H128ZM169 228V227H168ZM197 228V227H196ZM200 228H202V227H200ZM230 228V227H229ZM245 228V227H244ZM247 228H249V227H247ZM247 228H246V230H247ZM255 228H257L258 229V227H255ZM13 229V228H12ZM49 229V228H48ZM78 229H79V227H78ZM145 229V228H144ZM149 229V228H148ZM163 229V228H162ZM167 229V228H166ZM194 229V228H193ZM209 229V228H208ZM223 229V228H222ZM233 229V228H232ZM243 229V228H242ZM10 230V229H9ZM27 230V229H26ZM32 230V229H31ZM30 230V231H31ZM41 230V229H40ZM39 230V231H40ZM51 230V229H50ZM49 230V231H50ZM54 229L52 228V231H53ZM63 230V229H62ZM73 230H75V229H73ZM72 230V231H73ZM93 230H96V229H92V231ZM142 230V229H141ZM140 230V231H141ZM146 230V229H145ZM192 230V229H191ZM254 230V229H253ZM15 231V230H14ZM33 231V230H32ZM59 231V230H58ZM78 231V230H77ZM90 231V230H89ZM97 231H99V229L97 230ZM125 231V230H124ZM134 231V230H133ZM174 231H176V230H174ZM197 231V230H196ZM205 231H206V229H205ZM209 231V230H208ZM235 231V230H234ZM11 232H12V230H11ZM18 232V231H17ZM27 232V231H26ZM51 232V231H50ZM56 232V231H55ZM67 232V231H66ZM79 232H81V231H79ZM85 232V231H84ZM116 232H118V231H116ZM122 232V231H121ZM130 232V231H129ZM153 232V231H152ZM159 232V231H158ZM163 232V231H162ZM191 232V231H190ZM194 232V231H193ZM202 232V231H201ZM226 232V231H225ZM227 232H229V231H227ZM33 233V232H32ZM42 233H44V232H42ZM68 233V232H67ZM97 233V232H96ZM108 233H110V232H108ZM115 233V232H114ZM126 233V232H125ZM124 233V234H125ZM138 233V232H137ZM203 233V232H202ZM217 233H219V232H217ZM217 233H216V235H217ZM238 233V232H237ZM51 234V233H50ZM123 234V233H122ZM136 234V233H135ZM159 234H161V233H159ZM196 234V233H195ZM198 234V233H197ZM226 234V233H225ZM229 234V233H228ZM234 234V233H233ZM252 234H253V232H252ZM251 233H250V236L252 235ZM254 234H255V232H254ZM16 235V234H15ZM36 235V234H35ZM40 235V234H39ZM47 235V234H46ZM45 235V236H46ZM54 235V234H53ZM59 235V234H58ZM78 235V234H77ZM99 235V234H98ZM102 235H103V233H102ZM138 235H140V234H138ZM157 235V234H156ZM188 235V234H187ZM206 235V234H205ZM222 235V234H221ZM243 235V234H242ZM256 235V234H255ZM27 236V235H26ZM42 236V235H41ZM65 236V235H64ZM72 236V235H71ZM108 236V235H107ZM118 236H120V235H118ZM117 236V237H118ZM136 236V235H135ZM145 236V235H144ZM179 236V235H178ZM181 236V235H180ZM190 236V235H189ZM202 236H204V235H202ZM228 236V235H227ZM238 236V235H237ZM1 237H4L3 235L1 236ZM39 237V236H38ZM47 237V236H46ZM60 237V236H59ZM74 237V236H73ZM72 237V238H73ZM103 237V236H102ZM150 237H152L151 235H150ZM149 237V238H150ZM161 237V236H160ZM184 237V236H183ZM186 237V236H185ZM199 237V236H198ZM201 237V236H200ZM208 237V236H207ZM214 237V236H213ZM216 237V236H215ZM230 237V236H229ZM254 237V236H253ZM252 237V238H253ZM257 237L259 238V239H263L264 240V227H262L261 226V228H260V230H259V232H257ZM8 238V237H7ZM32 238V237H31ZM37 238V237H36ZM45 238V237H44ZM51 238V237H50ZM70 238V237H69ZM81 238V237H80ZM84 238V237H83ZM95 238V237H94ZM139 238V237H138ZM158 238H159V236H158ZM163 238V237H162ZM196 238V237H195ZM202 238V237H201ZM232 238V237H231ZM236 238V237H235ZM30 239V238H29ZM43 239V238H42ZM54 239V238H53ZM115 239V238H114ZM144 239V238H143ZM161 239V238H160ZM165 239V238H164ZM178 239H180L181 241H184V240H182L181 238H178ZM193 239V238H192ZM223 239V238H222ZM234 239V238H233ZM240 239V238H239ZM249 240L251 239V238H248ZM254 239V238H253ZM35 240V239H34ZM39 240V239H38ZM40 240H41V238H40ZM39 240V241H40ZM45 240V239H44ZM51 240V239H50ZM60 240H61V238H60ZM88 240V239H87ZM86 240V241H87ZM94 239H92V241H93ZM97 240H98V238H97ZM158 240V239H157ZM168 240V239H167ZM173 240H174V238H173ZM186 240V239H185ZM195 240H197V239H195ZM217 240V239H216ZM237 240V239H236ZM247 240V239H246ZM245 240V241H246ZM32 241V240H31ZM42 241V240H41ZM47 241V240H46ZM70 241V240H69ZM81 241H82V239H81ZM108 241V240H107ZM127 241V240H126ZM160 241V240H159ZM203 241V240H202ZM210 241V240H209ZM211 241H213V240H211ZM229 241H231V240H229ZM241 241H243V240H241ZM252 241V240H251ZM38 242V241H37ZM66 242H67V240H66ZM134 242H136V241H134ZM140 242V241H139ZM161 242H162V240H161ZM187 242V241H186ZM239 242V241H238ZM255 242V241H254ZM23 243V242H22ZM36 243V242H35ZM43 243V242H42ZM50 243H51V241H50ZM49 243V244H50ZM58 243H59V241H58ZM61 243V242H60ZM93 243V242H92ZM109 243V242H108ZM118 243V242H117ZM122 243H123V241H122ZM133 243V242H132ZM151 243H153V242H151ZM156 243V242H155ZM160 243V242H159ZM170 243V242H169ZM185 243V242H184ZM209 243V242H208ZM207 243V244H208ZM216 243V242H215ZM232 243V242H231ZM235 243V242H234ZM241 243V242H240ZM255 243H257V242H255ZM254 243V244H255ZM29 244V243H28ZM53 244V243H52ZM62 244V243H61ZM60 244V245H61ZM64 244V243H63ZM181 244V243H180ZM206 244V245H207ZM226 244V243H225ZM243 244H244V241H243ZM42 245V244H41ZM51 245V244H50ZM72 245V244H71ZM79 245V244H78ZM82 245H83V243H82ZM119 245V244H118ZM131 245V244H130ZM141 245V244H140ZM153 245H154V243H153ZM168 245H170V244H168ZM176 245V244H175ZM186 245H188V244H186ZM228 245V244H227ZM230 245V244H229ZM228 245V246H229ZM234 246H235V244H233ZM249 245V244H248ZM5 246V245H4ZM37 246V245H36ZM45 246V245H44ZM47 246H48V244H47ZM52 246H54V245H51V247ZM137 246H138V244H137ZM136 246V247H137ZM149 246V245H148ZM152 246V245H151ZM159 246H161V245H159ZM190 246V245H189ZM188 246V247H189ZM197 246V245H196ZM210 246V245H209ZM211 246H213V245H211ZM239 246V245H238ZM244 246V245H243ZM251 246H253L252 245V242H251ZM38 247V246H37ZM72 247V246H71ZM74 247V246H73ZM78 247V246H77ZM92 247V246H91ZM90 247V248H91ZM105 247V246H104ZM115 247V246H114ZM126 247V246H125ZM127 247H129V246H127ZM146 247V246H145ZM170 247V246H169ZM187 247V246H186ZM199 247V246H198ZM206 247H208V245L206 246ZM214 247V246H213ZM236 248H237V246H235ZM245 247V246H244ZM34 248V247H33ZM36 248V247H35ZM42 248V247H41ZM43 248H45V247H43ZM48 248H50V247H48ZM58 248V247H57ZM84 248H85V245H84ZM92 248H94V247H92ZM108 248V247H107ZM121 248V247H120ZM123 248V247H122ZM121 248V249H122ZM139 248V247H138ZM144 248V247H143ZM156 248V247H155ZM168 248V247H167ZM190 248V247H189ZM228 248V247H227ZM242 248V247H241ZM264 248V247H263ZM25 249V248H24ZM38 249V251H39V248H37ZM46 249V248H45ZM87 249H88V247H87ZM129 249V248H128ZM170 249V248H169ZM180 249V248H179ZM183 249V248H182ZM198 249V248H197ZM206 248H204V250H205ZM211 249V248H210ZM229 249V248H228ZM234 249V248H233ZM244 249V248H243ZM248 249V248H247ZM27 250V249H26ZM47 250V249H46ZM61 250H62V248H61ZM74 250V249H73ZM80 250V249H79ZM89 250V249H88ZM88 250H86L87 252H88ZM102 250V249H101ZM131 250V249H130ZM136 250V249H135ZM141 250V249H140ZM158 250V249H157ZM218 250V249H217ZM250 250H252V249H250ZM256 250V249H255ZM264 250V249H263ZM31 251V250H30ZM35 251V250H34ZM37 251V250H36ZM36 251H35V255H36ZM40 251H41V249H40ZM45 251V250H44ZM48 251V250H47ZM60 251V250H59ZM64 251V250H63ZM67 251V250H66ZM83 251V250H82ZM98 251V250H97ZM96 251V252H97ZM139 251V250H138ZM143 251V250H142ZM187 250H185V251H182V254L184 253V260H183V262H185V260L187 259V257H188V252L189 251H192V250H189L188 252H186ZM208 251V250H207ZM234 251H235V249H234ZM244 250H242V252H243ZM247 251V250H246ZM29 252V251H28ZM27 252V253H28ZM74 252V251H73ZM93 252V251H92ZM139 252H141V251H139ZM146 252V251H145ZM154 252V251H153ZM195 252V251H194ZM203 252V251H202ZM206 252V251H205ZM252 252V251H251ZM250 252V253H251ZM26 253V254H27ZM46 253V252H45ZM57 253V252H56ZM77 253V252H76ZM75 253V254H76ZM84 252H82V254H83ZM99 253H101V252H99ZM125 253V252H124ZM128 253H130V252H128ZM150 253V252H149ZM148 253V254H149ZM155 253V252H154ZM217 253V252H216ZM237 253H238V251H237ZM246 253V252H245ZM249 253V254H250ZM257 252H255V254H256ZM23 254H24V252H23ZM37 254H38V252H37ZM47 254H48V252H47ZM74 254V255H75ZM86 254V253H85ZM84 254V255H85ZM117 254V253H116ZM119 254V253H118ZM122 254V253H121ZM133 254V253H132ZM145 254V253H144ZM201 254V253H200ZM215 254V253H214ZM230 254V253H229ZM42 255V254H41ZM49 255V254H48ZM64 255V254H63ZM107 255V254H106ZM110 255V254H109ZM130 255V254H129ZM155 255V254H154ZM173 255V254H172ZM195 255V254H194ZM251 255V254H250ZM259 255V254H258ZM261 255V254H260ZM264 255V254H263ZM45 256H46V254H45ZM50 256V255H49ZM55 256V255H54ZM67 256V255H66ZM73 256V255H72ZM88 256V255H87ZM90 256V255H89ZM111 256V255H110ZM126 256V255H125ZM124 256V257H125ZM132 256H134V255H132ZM147 256V255H146ZM146 256H144V257H146ZM158 256V255H157ZM190 256V255H189ZM193 256V255H192ZM199 256V255H198ZM29 257V256H28ZM43 257V256H42ZM53 257V256H52ZM62 257V256H61ZM79 257V256H78ZM77 257V258H78ZM96 257V256H95ZM100 257V256H99ZM106 257V256H105ZM149 257V256H148ZM176 257H177V254H174V256H173V259L175 260L176 259ZM194 257V256H193ZM204 257V256H203ZM216 257V256H215ZM262 257H264V256H262ZM261 257V258H262ZM26 258V257H25ZM37 258V257H36ZM76 258V259H77ZM113 258V257H112ZM116 258V257H115ZM164 258H166V257H164ZM197 258V257H196ZM220 258V257H219ZM218 258V259H219ZM246 258H247V256H246ZM249 258V257H248ZM252 258V257H251ZM27 259V258H26ZM43 259V258H42ZM48 259V258H47ZM59 259H60V257H59ZM83 259H85V258H83ZM93 259V258H92ZM95 259H97V258H95ZM111 259V258H110ZM144 259V258H143ZM151 259V258H150ZM173 259H171V260H173ZM182 258H180V260H181ZM199 259V258H198ZM44 260V259H43ZM52 260V259H51ZM54 260V259H53ZM67 260H69V259H67ZM71 260V259H70ZM100 260V259H99ZM109 260V259H108ZM116 260V259H115ZM129 260H130V258H129ZM141 260V259H140ZM167 260V259H166ZM188 260V259H187ZM191 260V258L189 259V261ZM194 260H195V257H194ZM244 260V259H243ZM260 260V259H259ZM258 260V261H259ZM58 261V260H57ZM88 261V260H87ZM98 261V260H97ZM193 261V260H192ZM192 261H191V263H192ZM198 261V260H197ZM235 261V260H234ZM250 261V260H249ZM248 261V262H249ZM261 261V260H260ZM264 261V260H263ZM59 263H60V261H58ZM69 262V261H68ZM78 262H80V261H78ZM82 262V261H81ZM89 262H91V260L89 261ZM111 262V261H110ZM125 262H126V260H125ZM125 262H124V264H125ZM159 262V261H158ZM169 262H171V261H169ZM182 262V261H181ZM179 263L178 262V264H184V263ZM214 262V261H213ZM218 262V261H217ZM237 262V261H236ZM240 262V261H239ZM67 263V262H66ZM75 263V262H74ZM98 263V262H97ZM105 263V262H104ZM113 263V262H112ZM121 263H122V261H121ZM133 263V262H132ZM174 263V262H173ZM189 264H191L190 262H188ZM187 263V264H188ZM221 263V262H220ZM250 263V262H249ZM46 264V263H45ZM53 264V263H52ZM114 264V263H113ZM167 264V263H166ZM193 264V263H192ZM197 264H198V262H197ZM224 264H227V263H224ZM233 264V263H232ZM241 264H248L247 262H241ZM255 264V263H254ZM258 264H260V263H258ZM264 264V263H263Z\"/></svg>",
	"mask_w": 264,
	"mask_h": 264
}]
</instances>
